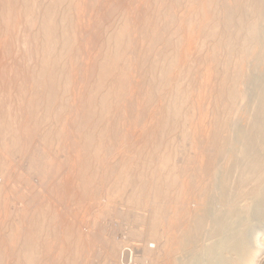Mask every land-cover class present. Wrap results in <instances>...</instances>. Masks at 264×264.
Segmentation results:
<instances>
[{"label":"rangeland","instance_id":"1","mask_svg":"<svg viewBox=\"0 0 264 264\" xmlns=\"http://www.w3.org/2000/svg\"><path fill=\"white\" fill-rule=\"evenodd\" d=\"M1 1L2 0H0V5L2 4L1 3ZM19 1V2H18ZM17 2L19 3H15L14 4V6H13V8H12V10L14 11H12V14L13 15H11L12 16V19H13V22L11 23V25L9 26V24L7 25V26H5L6 25V23H4V21H3V18H1V17H3V15H1V13L2 12H0V61L2 62V63H4V64H2L1 62V64H0V68H2V69H0V100L1 99H7V101L6 100H2L1 102H0V108L2 107L1 106V104H3V102H4V104H3V107H6V109H7V107H8V109L10 108V110H5L3 107H2V109L3 110H5V111H9V112H7V113H9V115L11 116V118H13L11 121V123H12V125H13V123H14V121H18V119H20L18 122H15L14 123V126L12 127V125H11V129H9L8 130V132H9V136H8V132H7V130H4L5 132H7V133H5L4 131L3 132H1V133H3V135H1V136H3V137H0V145L2 144V146H0V150H3V152L2 151H0V164L2 163H4L3 162V160L5 159V164L3 165L4 167H5V165H6V167L5 168H3V166H0V168L1 169H3V171H1V169H0V177H1V174H2V172H3V174L4 175H2V177L0 178V188H2V189H0L1 191V193L0 194H2V195H0V244H1V246H0V251L1 252H3V254L2 253H0V255L2 254L3 256H4V259L6 258V262L4 261L3 263H2V261L4 260L3 259V257H2V255L0 256V263L1 264H10V263H13V262H18V264H19V261H20V263L21 264H23V263H25V262H21V260H23V255H22V253H20V252H22L23 251V248L24 247H22V246H24L23 245V243H25V241H22V240H26V238H25V236H27V234L28 233H32V235H33V237H36V235H38L39 233H41L40 234V238L37 236L36 238H33L34 239V241H35V244L37 243L36 242V240L38 241V243H37V246L35 247V251L34 252H37V253H34L33 255H34V257H33V260H34V262L32 261V264H35V262H38V263H36V264H73V263H75V264H143V262H144V264H159L160 262H161V260L164 258V257H167L166 256V252H165V250L163 251V247H162V242H163V240H164V238L167 236V234H165L166 233V229L165 228H163V227H165V225L163 226H160V228H159V231H160V233L163 231L164 232V234L166 235H164L163 234V232L160 234V237H162V238H156L155 240L154 239H150L151 237L149 236V227H150V222H149V219H150V215H152L151 214V212H153V205H151L150 203L148 204V203H146V202H144V203H146V204H143V202H142V205L140 204V202H138L137 201V205H134V203L136 204V202H134L133 201V197H131V195L132 194H134L135 195V192L137 191V189L139 188V185H140V187H141V185H143V181H141V180H139V178L142 176V180H148L147 182L149 183V179L150 180H152L151 179V177L149 176L150 174H151V170H153V167L154 168H158V166H157V164H159V166H160V163L163 161V155L165 154V155H168L169 157H172V156H174V154H175V156H176V158L179 160H177L176 158H175V156L173 157V159L171 158L170 160H169V162H171V163H169V162H167L169 165H175L176 166V164H177V166H178V168H176L175 166H173V171H176V172H180V170H184V172L185 173H183L182 175L183 176H181L182 178L181 179H183L184 180V178H186V177H184L185 176V174H187L186 176H189V175H191V173H192V171L194 172V169L196 170L198 167H199V165L198 164H200V163H202V162H204L205 161V158L207 157L208 158V156H209V153H210V151H209V148H208V146H209V142H208V138L211 136V134H212V131L214 130V127H218V125L216 126V123H215V120H216V117H217V115L214 113V111L216 112V110H215V103L218 101L217 100V98H215L214 96H215V94H217V92L216 91H214L215 89L217 90V88L218 87H216V85H219V81L220 82H223V80L226 82V80H228L227 82H229V78H230V75L231 74H233L235 71H234V68H237L235 65H236V63H235V61L237 60V61H239L238 59V57L236 56L235 57V59H234V56H235V54H234V56L232 55L231 57V61H229V62H232L233 63V60H234V66H232L233 64H231L230 65V63L229 64H227V66H226V68H223L226 72H223V69H222V67H220V66H222V63H223V60H225L227 57H226V52H225V50H223V49H221L220 47V49H218V51H219V53H220V55H218V59L221 57V59H222V61H221V59L219 60V61H213V60H210V59H208V58H206V59H201L202 58V56L201 57H199V55L197 56L196 54L197 53H201V52H204L205 51V49H206V45L208 46V41L210 40V39H208L207 41H206V45H205V47H204V49H202V47H200V45H202V43L199 41V40H201L202 41V37H199V35H198V31L197 30H195L194 29V32H196V34L195 33H193L192 31H193V29L191 28V26H192V24H191V26H190V28L192 29V30H188V29H190V28H188L189 27V24L187 23V22H185V23H187V24H185L184 23V21H183V19H181V18H187L188 16H189V14H190V12L192 13V11H194L195 9L196 10H198L197 9V5H198V7H200V5H202L200 2H202V0L201 1H199V0H196V1H194V0H192V2H191V0H185V2H187L186 4H184L185 2H183L182 0L180 1L179 0V2H175L174 0L172 1L173 3L175 2L176 3V5L177 4H180L181 2H182V4L180 5L181 7L183 6L184 8H186L188 5V7L186 8V9H183V7L182 8H179L180 6H178V9L177 10H181V9H183V10H181V12L180 11H175V9L174 8H176V6L175 5H173V11H172V9L171 8H169V7H172L170 4H173L172 2L170 3V1L171 0H68V1H63V0H61V1H63L62 3H63V5H62V3H61V1H60V6H57L56 4H59V3H57L56 1L57 0H43V2H41L40 0H36L35 1V5H36V3H37V5L35 6V5H33V13L32 14H30V13H28L27 15H23V13L25 14V12H22L23 11V9L25 8L22 4H21V2H20V0H18ZM38 1H40V2H38ZM45 1H46V3H45ZM47 1H48V3H47ZM52 1V2H51ZM155 2V3H153V2ZM163 1V2H162ZM178 1V0H177ZM191 2V3H189V2ZM49 2H51L50 3V5H49ZM54 2H56V4H54ZM73 2V3H72ZM195 2H196V4H195ZM76 3H77V5H76ZM174 3V4H175ZM198 3V4H197ZM16 4H17V6H16ZM41 4V5H40ZM46 4H48V5H46ZM68 4V5H67ZM75 6H73V5ZM159 4V5H158ZM163 4V5H162ZM167 4H168V6H167ZM38 5H40V6H38ZM56 5V6H55ZM72 5V6H71ZM185 5H187L186 7H185ZM192 5V6H191ZM194 5V6H193ZM46 6V7H45ZM49 6H51L50 8L52 9H50V8H48ZM55 6V7H54ZM65 6L67 7L68 6V8H69V10H68V8H67V10L69 11V12H67V10H65L66 8H65ZM144 6V7H143ZM166 6V7H165ZM190 6H191V8H190ZM16 7H18V8H16ZM24 7V8H23ZM43 7V8H42ZM150 7V8H149ZM163 7V8H162ZM14 8L15 9H18L17 11H15L14 10ZM36 8V9H35ZM46 10H45V9ZM58 8V9H57ZM65 8V9H64ZM75 8V9H74ZM100 8V9H99ZM162 8V9H161ZM166 8V10H164ZM19 9L20 10H22L20 13H18V11H19ZM56 9H57V11H56ZM159 9V10H158ZM168 9V10H167ZM170 9V10H169ZM190 9H192V10H190ZM200 9V8H199ZM38 10H40L39 12H38ZM42 10V11H41ZM47 10H51L52 12L53 11H55V12H57V13H55V12H51L52 13V22H55L54 24L57 26V24H58V19H60L61 17H63L64 18V20L62 19H60V21H65V22H62V24H66V25H62L60 22V24H61V26H65V27H70V29H72V30H70L71 32H73L72 33V35H70L71 33H70V31L68 32L67 30H66V32H68V34L71 36L70 38H72V36L74 37V38H72V39H70L69 38V42H71V40H73L74 42L72 43V45L73 46H71V48H70V43H69V46H68V48H70V50L68 49V50H66V49H64L61 45H62V43L64 42V40L62 41V42H60L59 41V43H58V39H62V34H63V31L61 30V28L62 27H60V24H58L59 26H58V28L55 26V28L56 29H59V30H61L62 31V34H60V31H58V33H55V36L57 35V37H55L56 38V42L59 44V46L56 44V42L54 41V47H57V49L56 50H58V53H59V51H61V50H63V51H61L60 53H61V56L63 57H61L58 53H57V51L55 50V52L54 51H51L49 54H50V56L48 55V54H46V50H45V46L44 47H40L39 45H41L43 42H41L43 39H42V34H41V25H42V23H41V21H40V19H41V17H42V22L44 21V16H45V11L47 12ZM61 11V13L59 12V11ZM158 10V11H157ZM188 10H190V11H188ZM0 11H1V6H0ZM24 11H26L25 9H24ZM44 11V12H43ZM77 11V12H76ZM160 11H161V14H160ZM164 11V12H163ZM170 11V14H167L166 15V17L164 16V15H162V12L164 13V14H166V13H168ZM175 11V12H174ZM184 11V12H183ZM15 12H17L16 14H15ZM36 12H38V13H36ZM43 12V13H42ZM71 12V13H70ZM156 12H158L157 14H155ZM172 12V13H171ZM186 12H189V13H187L186 14ZM56 14V16H54L55 14ZM60 13V14H59ZM69 13V14H68ZM78 13V14H77ZM21 14V15H20ZM37 14V15H36ZM43 14H44V16H43ZM72 14V15H71ZM19 15V16H18ZM24 17H26V19H28V20H30V21H28V20H26L25 18H23V16ZM28 15H30V16H28ZM41 15V16H40ZM57 15L59 16V17H57ZM61 15V16H60ZM69 15V16H68ZM122 15V16H121ZM128 15V16H127ZM150 15V16H149ZM155 15H157V16H159V15H161V16H159L158 17V19L156 20V19H154L156 16ZM187 17H186V16ZM13 16H15V17H13ZM151 16H152V19H151ZM165 18H164V17ZM167 16L170 18H167ZM176 16H178V18L181 20V22H179L178 20H177V17ZM181 16V17H180ZM184 16V17H183ZM28 17V18H27ZM40 17V18H39ZM55 19H54V18ZM73 17V18H72ZM76 17V18H75ZM160 17H162V18H164V19H166V21L164 20V19H162L161 18V21L159 20L160 19ZM174 17H176V20L178 21V23H176L177 21H175V18ZM32 18V19H31ZM58 18V19H57ZM122 18V19H121ZM124 18V19H123ZM18 19V20H17ZM36 19V20H35ZM54 19V20H53ZM121 19V20H120ZM126 19V20H125ZM173 19V20H172ZM27 22H26V21ZM57 20V21H56ZM117 20V21H116ZM158 21V24H156L157 22H155L154 23V21ZM162 20H163V22H164V24H166V26H168L169 25V20H171V23L172 22H174L175 21V23H176V26H177V24L179 25H181V23L183 22L185 25H187V26H185L183 23H182V27L180 28V29H183V30H180V29H178L179 28V26H177V29H175L173 26H175V23H173V26H171L172 24H170L169 25V28L168 27H165V29L164 28H162L163 27V25L161 26L160 25V23L161 24H163L162 23ZM168 20V21H167ZM185 20H187V19H185ZM38 21H39V23H38ZM77 21V22H76ZM127 21V22H126ZM150 21V22H149ZM1 22H3V24L1 23ZM18 22V23H17ZM25 22L27 23V24H25ZM120 22V23H119ZM169 22V23H168ZM133 23V24H132ZM147 23V24H146ZM150 23V24H149ZM155 25H160L159 26V28L161 27L162 29H164V30H162V34L164 35L165 33H164V31L166 30L167 32H168V34H167V32H166V34L164 35V37H163V39H165L166 40V38L168 37V35L169 34H171L173 31L175 32L176 30V38L177 37H179V36H181L182 38H178L177 39V41L180 39L181 40V43L183 44H181L182 46H180V51L182 52V54L184 55L185 54V51H186V55H184L183 57H181L182 56V54H179L180 56H178V63H181V62H185V60H187L186 58L189 56V55H191V53L190 52H193V56L194 55H196L197 57H199L198 59L197 58H195V61L193 62V66L191 65L190 66V69H192V72H191V76L189 75V76H185L186 74H184L185 73V71H184V66H185V64L183 65V63H182V65L183 66H180V65H177V64H174V65H176V66H173L172 67V70H174L173 72H172V70H171V73L174 75V78H173V75H172V77L171 78H173L172 80H170V82H169V85H168V87H167V83H165L164 84V81H162L161 80V76H158V75H160V73H158V72H160V71H158L157 72V77H156V72L154 71V67H153V70L150 68V66H152L153 64L155 65L156 64V62H158L159 61V57L161 56V55H166L165 54V52L168 50L169 51V49H171L170 51H171V53L173 52V50H174V48H172V46L173 45H176V38L174 39V37L172 36V34L171 35H169V37H171V38H173V40L174 41H172V39H171V43H170V48H169V42L168 43H166L164 40H162L161 42H163L162 43V45H161V42L159 43V42H157L156 43V45H155V47L156 48H160L159 50V52H163L164 54H162V53H159V52H156V48H154L151 52H147V44L146 43H148V39L146 40V39H143V38H147V36H148V33L150 34L151 33V28L153 27V25L154 24ZM16 24H18L17 25V28H16ZM36 24V25H35ZM38 24H39V26H38ZM68 25V26H67ZM77 25V26H76ZM128 25L130 26V27H128ZM150 25V26H149ZM152 25V26H151ZM25 26V27H24ZM33 26V27H32ZM127 26V27H126ZM145 26V27H144ZM174 29H172L173 31H168V29H171V27ZM3 27H5V28H3ZM10 27V28H9ZM37 27V28H36ZM113 27V28H112ZM126 28V30H125V41L126 42H124L125 44H122L123 46L122 47H124L123 49H122V47H121V58H122V60H126V62H125V60H124V62L122 63V60H120L121 62H120V64L122 63V64H124V65H126L127 66V64H129L128 65V67L126 68V66L125 67H121V66H123L122 64L118 67V69L116 68V70H117V72H119V70L120 69H124V68H126V69H124L125 70V74H123V77H119V73H117L116 71H113L112 72V74L111 75H113L114 74V72H116L117 74H114L113 76L115 77V78H112L111 77V75L109 76V79L107 78V80H105L106 82L109 80L110 81V84H111V81H112V79H116V81L115 80H113V81H115L114 83L112 82V84L114 85V87L111 85V86H108V82L106 83V87L108 88H105V83H104V85H102V86H100L99 88L101 89L100 91H102L103 93H101V94H105L106 92H109L110 93V95H109V106H108V112L110 111V113H108V112H104V113H106V114H104V115H106L107 117H109L108 115H110V114H112V117H109V118H111V119H107V118H105V116L103 117H100V115L99 116H97V114H99L100 112H101V110H102V108L101 107H99V106H101V103H99L98 105V107H96L97 106V102L99 101V102H101V100H99L100 99V97L101 96H103V95H100V91H98L97 89H95V87L96 88H98V86H96L97 85V79H98V76H99V67H98V64L99 63H101V64H99V66L100 65H103V62L105 61L106 62V57H107V55H108V52L110 51V49H111V51H113L112 50V48H114V46H112V45H114L113 43H112V45H111V43H109L110 41H108V40H111L109 37H111V36H113V35H115L117 32H119V30L121 31V29H123V28ZM149 27V28H148ZM151 27V28H150ZM187 27V28H186ZM26 28H28V29H26ZM64 28V27H63ZM118 28H121V29H118ZM142 28V29H141ZM160 28V29H161ZM167 28V29H166ZM184 28H185V30L186 31H184ZM4 31H3V30ZM26 29V30H25ZM39 29H40V31H39ZM66 29H69V28H66ZM137 30V31H136ZM148 30V31H147ZM15 31V32H14ZM30 31H32V32H30ZM38 31V32H37ZM114 31V32H113ZM117 31V32H116ZM126 31L127 32H129L128 34H126ZM135 31H136V33H135ZM147 31V32H146ZM188 31L190 32V34H188ZM14 32V33H13ZM25 32V33H24ZM36 32V33H35ZM56 32H57V30H56ZM64 32H65V29H64ZM181 32V33H180ZM187 32V33H186ZM192 32V33H191ZM31 33V34H30ZM35 33V34H34ZM38 33H40V35L38 34ZM115 33V34H114ZM135 33V34H134ZM180 33V34H179ZM19 36V37H17V35ZM30 36H29V35ZM36 34H38V35H36ZM60 34V35H59ZM111 34V35H110ZM131 34V35H130ZM138 34V35H137ZM175 34V33H174ZM179 34V36H177ZM188 34V35H187ZM195 34V35H194ZM22 35V36H21ZM34 35H35V37H34ZM58 35L60 36V37H58ZM110 35V36H109ZM126 35H127V37H126ZM143 35V36H142ZM21 36V37H20ZM38 36H40V37H38ZM109 36V37H108ZM140 36V37H139ZM167 36V37H166ZM17 39H16V38ZM30 37V38H29ZM37 37H38V39H37ZM128 37H129V39H128ZM137 37H138V39H137ZM143 37V38H142ZM166 37V38H165ZM186 37V38H185ZM196 37H199V38H201V39H199L198 40V38H197V40H196ZM25 38V39H24ZM28 38V39H27ZM32 38H35V41H34V39L33 40H31ZM58 38V39H57ZM87 38V39H86ZM112 38V37H111ZM185 38V39H184ZM195 38V39H194ZM204 38V37H203ZM5 39V40H4ZM9 39V40H8ZM41 41H40V40ZM60 39V40H61ZM76 39V40H75ZM134 39V40H133ZM141 39V40H140ZM168 39V38H167ZM170 39V38H169ZM29 40H30V42L33 44V46L35 47H33L32 46V44H28V42H29ZM39 40V41H38ZM106 40V41H105ZM127 40H129L128 42V44H127ZM143 40V41H142ZM144 40H146V41H144ZM182 40L185 42H182ZM6 41H8L7 43H6ZM11 42V44L10 45H7V44H9L10 42ZM195 41V42H194ZM197 41V42H196ZM29 42V43H30ZM34 42H38V43H35V44H37V45H35L34 44ZM105 42V43H104ZM112 42V41H111ZM173 42V43H172ZM6 43V44H5ZM24 43V44H23ZM26 43H27V47H29V46H32L31 47V50H33L32 51V53H34L36 50H38L39 51V49L41 50V54H40V51H39V53H34V54H32L31 53V50H30V47L29 48H27L26 47ZM39 43H41V44H39ZM101 43V44H100ZM106 43H107V45L110 47H108L107 45H106ZM131 43V44H130ZM189 43V44H188ZM194 43H197L196 44V46H197V48H196V46H194ZM200 43V45H198ZM212 42H211V40L209 41V45L211 44ZM23 44V45H22ZM44 44V43H43ZM56 44V45H55ZM64 44V43H63ZM128 46H127V45ZM158 44L160 45V46H158ZM168 44V45H167ZM192 46H191V45ZM131 47H130V46ZM145 45V46H144ZM164 45H167V47L166 46H164ZM7 46V47H6ZM9 46H11L10 48H9ZM36 46H39L37 49H36ZM162 46V47H161ZM177 46H178V44H177ZM177 46H176V48H177ZM59 47H60V49H59ZM75 47L78 49H75ZM126 47V48H125ZM146 47V48H145ZM168 48L167 50L165 49V48ZM190 47V48H189ZM199 47H200V49L201 50H198L199 49ZM209 47V46H208ZM26 48V49H25ZM33 48V49H32ZM43 48H44V50H43ZM128 48V49H127ZM145 48V49H144ZM164 48V49H163ZM176 48H175V50H176ZM195 48V49H194ZM35 49V50H34ZM109 49V50H108ZM142 49V50H141ZM158 49H157V51H158ZM190 49V50H189ZM197 49V50H196ZM23 50V51H22ZM30 51V53H29V51ZM66 50V51H65ZM123 50V51H122ZM163 50V51H162ZM164 50H165V52H164ZM204 50V51H203ZM38 51H36V52H38ZM69 51V52H68ZM78 53H77V52ZM101 51H102V55H101ZM104 51L106 52V53H104ZM110 51V52H111ZM129 51V52H128ZM144 51H146V52H144ZM155 51V52H154ZM168 51L166 52L167 54H168ZM170 51H169V54H170ZM197 51H199V52H196ZM201 51V52H200ZM54 52V53H53ZM109 52V53H110ZM156 54V56H158V58L154 55V53ZM195 52V53H194ZM29 53V54H28ZM43 53H44V56H43ZM53 53V54H52ZM70 53V54H69ZM139 53V54H138ZM143 53V54H142ZM146 53H152L151 55H149V54H146ZM157 53H159L158 55H157ZM26 55V57H28L29 58V56H30V58L29 59H27L26 57H25V55ZM46 54V55H45ZM54 54L56 55V54H58L59 56V61H58V63H57V61H51V60H53V56H54ZM66 54H68L67 55V57L65 56ZM79 54H81V55H79ZM99 54V55H98ZM161 54V55H160ZM174 54H175V51H174ZM189 54V55H188ZM29 55V56H28ZM31 55H34V58H33V56H31ZM36 55H38V57L37 58H39V59H37L36 58ZM53 55V56H52ZM103 55H106V57H104ZM144 55V56H143ZM147 55V57H148V55L149 56H151L150 57V59L153 61L154 59V61L152 62L151 60H149V58H148V61L149 62H147L146 61V59H147V57H146V59L144 58L145 56ZM154 55V56H153ZM171 55V54H170ZM8 56V57H7ZM50 57V58H48V57ZM71 56V57H70ZM143 56V57H142ZM162 56V57H163ZM166 56H169V55H166ZM165 56V57H166ZM256 56V57H255ZM31 57H32V59H31ZM41 57V58H40ZM42 57H43V59H42ZM45 57V58H44ZM61 57V58H60ZM74 57V58H73ZM77 57V58H76ZM181 57V58H180ZM184 57H185V59H184ZM224 57H226V58H224ZM36 58V59H35ZM46 58H48V62H49V66L51 65V67H56L59 71H60V73H61V71H62V74H59L58 72V70L57 71H55V72H53L54 70L52 69V68H50V67H48L53 73H55L54 74V77L56 78L57 77V75L59 74V76L61 75H63V76H65V77H63L62 76V78L61 77H58V79L56 80L55 78V81H58L59 79H61V80H63L66 84V87H64L63 85H64V83H63V81H61V83H62V85L60 86V81H58L57 83L59 84H57L55 81H54V84H52L53 85V87H55V88H57V86H58V88L57 89H55V92H54V88L52 89L51 88V86L52 85H50V83H52L53 82V80H52V82H50L51 80H48L47 81V79H42L43 81L42 82H40L39 83V85L37 84V82H36V75L38 74V72L36 71V70H39V68H40V65H39V62L41 63L42 61L41 60H44V59H46ZM72 58V59H71ZM80 58V59H79ZM96 58H98V59H96ZM105 58V59H104ZM124 58V59H123ZM128 60H127V59ZM142 58V59H141ZM144 58V59H143ZM180 58V59H179ZM183 58V61H181V59ZM192 59H193V57H191ZM204 58V57H203ZM224 58V59H223ZM238 58V59H237ZM258 58H259V60H258ZM71 59V60H70ZM83 59V60H82ZM160 59H161V57H160ZM163 59H164V57H163ZM162 59V60H163ZM192 59L190 60V56H189V61L190 62H192ZM201 59V60H200ZM37 60H40V61H37ZM80 60H82L81 62H80ZM95 60V61H94ZM101 60L103 61V62H101ZM141 60V61H140ZM162 60H160L158 63H161L162 62ZM181 62H180V61ZM207 60H210V62H208ZM34 61H37V62H34ZM67 61V62H66ZM137 61V62H136ZM140 61V62H139ZM145 61V62H144ZM151 61V62H150ZM156 61V62H155ZM188 61V62H189ZM201 61V62H200ZM204 61V62H203ZM205 61L207 62V63H205ZM220 61H221V63H220ZM236 61V62H237ZM254 61V62H253ZM72 62V63H71ZM143 62V63H142ZM155 62V63H154ZM189 62V63H190ZM215 62V63H214ZM38 63V64H37ZM66 63H67V68L66 69H68V68H72L71 69V71H70V73L68 72V70L66 71V72H64L65 70H64V68L66 67L65 65H66ZM75 63V64H74ZM91 63V64H90ZM126 63V64H125ZM146 63H148V64H146ZM153 63V64H152ZM186 63H187V61H186ZM198 63V64H197ZM238 63V62H237ZM255 63V64H254ZM24 64V65H23ZM130 64H131V66H130ZM143 64V65H142ZM151 64V65H150ZM197 64V65H196ZM209 64V65H208ZM215 64V65H214ZM217 64H218V66H219V68H218V66H217ZM261 64H263V66H261ZM4 65V66H3ZM35 65H37V66H35ZM39 65V66H38ZM63 65V66H62ZM84 65V66H83ZM207 65V66H206ZM248 65H249V72H250V77H251V79L253 80L255 77L256 78H258L259 77V75H262L263 73H264V57L263 56H261V57H258L257 55H253V57L252 58H250V61H248ZM5 66L7 67V69L9 70H7L6 68H5ZM33 66V67H32ZM35 66V67H34ZM61 66H62V68H61ZM94 66V67H93ZM134 66H136V67H134ZM200 66V67H199ZM214 66H216V67H214ZM231 66H232V68H231ZM251 66V67H250ZM30 67V69H32V70H30V71H27L28 70V68ZM75 67V68H74ZM97 67L99 68L98 70H96L97 69ZM101 67V66H100ZM177 67H178V69H179V67H180V70H176L177 69ZM184 67V68H183ZM198 67V68H197ZM207 67V68H206ZM260 67V68H259ZM5 68V69H4ZM26 68V69H25ZM36 70H35V69ZM38 68V69H37ZM60 68V69H59ZM93 68H95V70L93 69ZM174 68V69H173ZM176 68V69H175ZM181 68H183V69H181ZM196 69V71L194 70V69ZM15 69L16 70H21L22 71V73H21V71L18 73L17 71H15ZM37 72V74L35 75V71ZM62 69V70H61ZM149 69L150 70H152V71H150L149 72ZM157 69L158 68H156L155 70L157 71ZM222 69V70H221ZM229 69V70H228ZM233 69V70H232ZM25 70H26V73H24L25 72ZM93 70V71H92ZM127 70V71H126ZM182 70V71H181ZM205 72H204V71ZM231 70V71H230ZM261 72H260V71ZM4 71V72H3ZM15 71V72H14ZM24 71V72H23ZM32 71V72H31ZM97 71V72H96ZM154 71V72H153ZM176 71V72H175ZM181 71V72H180ZM210 71V72H209ZM221 71V72H220ZM228 71H230L229 72V74L227 73ZM256 71V72H255ZM17 72V73H16ZM31 73L30 75H28L29 73ZM34 72V74H32ZM64 72V73H63ZM74 72V73H73ZM93 72H95V73H93ZM152 72V73H151ZM195 72V73H194ZM201 72H204L203 74H205V75H203V76H201ZM214 72V73H213ZM221 74H220V73ZM224 74H223V73ZM3 75H2V74ZM5 73V74H4ZM11 73H12V78H13V80H12V78H11ZM14 73V74H13ZM17 75H16V74ZM23 73L25 74L24 75V77H23ZM28 73V74H27ZM66 73H68V74H66ZM176 73V74H175ZM182 74V76H181V74ZM198 73V74H197ZM18 74H19V77H17L18 76ZM22 75V78H27V79H25V81H28L29 79L33 82V81H35L36 82V84H37V87L36 88H34V86H36V84H35V82H25V81H23L24 79H22L21 78V75ZM29 76H27V75ZM65 74V75H64ZM70 74H72V76L70 75ZM96 74H98V76L96 75ZM183 74H184V76L185 77H183ZM194 74L195 75H197V76H194ZM207 74H209V75H207ZM226 74V75H225ZM228 74V75H227ZM10 76V77H8V76ZM14 75H16V77L14 76ZM68 75H70L71 77H73V78H71L70 80H69V78H67V76ZM92 75V76H91ZM94 75H96L95 77H94ZM118 75V76H117ZM126 76V78L124 79V77ZM130 76V77H128V76ZM218 75H220V78H219V76ZM225 77H224V76ZM253 75H254V77H253ZM14 76V77H13ZM26 76V77H25ZM156 78V80L158 81V82H155L154 81V78ZM193 76V77H192ZM258 76V77H257ZM3 77L5 78V79H3ZM32 77V78H31ZM158 77H159V79H158ZM178 77L179 79L177 80L176 78ZM180 77H182V79H180ZM190 77H192L193 79L194 78H196L197 80H196V82H198V84H201V83H205V85L207 86L208 85V87L210 86V83H212L211 84V86L209 87L210 88V90L208 91V87L207 88H205L204 89V87H206V86H204V83H203V85H198V84H195V82L193 81V79L191 80H189V78ZM202 77H203V79H202ZM206 77V78H205ZM221 77H222V80H221ZM228 77V78H227ZM253 77V78H252ZM7 78H9V79H7ZM16 78H20V79H22V81L24 82V84H22L23 86H25V87H23L22 85H21V83H23L20 79L18 80V79H16ZM66 80H65V79ZM91 78H93L92 79V81H94V82H96V85H95V87H89V86H94V83L91 81ZM187 79L186 81H184L183 79ZM198 78H201L200 80L198 79ZM219 78V79H218ZM255 78V79H256ZM13 81H11V80ZM16 79V80H15ZM67 79L69 80V81H71V82H69V81H67ZM118 79H120L119 81H118ZM126 79H128V82H127V80ZM132 79V80H131ZM152 79V80H151ZM204 79H207V80H205L204 81ZM210 79H211V81H210ZM213 79V80H212ZM226 79V80H225ZM3 80H5V81H3ZM124 80H126V81H124ZM130 80V81H129ZM159 80H160V82L162 83V86H163V84H164V87H162V86H159L160 85V83H159ZM189 80V82H187ZM199 80V81H198ZM218 80V81H217ZM9 81H11L10 82V86H9ZM122 83H121V82ZM151 81L153 82V84L151 83ZM178 81H181L180 83H179V85H189L190 84V86L191 85H194L195 86V88H197L196 86H199V87H201V89L198 87V89H200L201 90V92H200V90H196V89H194L195 91H191L192 93H190V94H192V99H191V104L192 103H194L195 104V108L194 109H196L195 111H194V113H192V110H191V112L189 111L190 109H191V107H189L188 105H186L185 104V107H184V113H186V112H190L189 114H190V116H191V114H192V116L194 117H192L191 116V118L189 119V116L188 117H186L187 115H189V114H185V117H184V120H183V118L181 117V119H180V121L179 120H174V119H172V118H169L168 119V121L170 122V120H172L170 123L172 124V126L170 125V124H168V125H170L169 127H168V129H166V132L164 131V130H162L161 131V129H160V125H159V123L161 122L160 120H162L163 118H160V117H162L163 115L161 114V111H162V107L163 106H165V105H168V104H170V101H169V103L167 102L168 100H171V103L173 102V101H175V99L173 100L172 98L174 97L175 98V96L173 95V94H171V95H173V96H171V95H169L171 92H173V90H171L172 88L174 89V86L175 85H177L176 83L178 82ZM185 83H184V82ZM203 81V82H202ZM210 81V83H208ZM213 81V82H212ZM215 81V82H214ZM2 82V83H1ZM21 82V83H20ZM46 82V84H48V82H49V87L50 88H48L47 89V87H48V85L45 87L44 85H46V84H43V83H45ZM90 82H91V84L92 85H90ZM119 82V83H118ZM125 82H126V84H125ZM172 82V83H171ZM175 82V83H174ZM189 83V84H187V83ZM191 82H194V84L192 83L191 84ZM201 82V83H200ZM216 82L218 83V84H216ZM226 82V83H227ZM254 84L257 82L256 80H253L252 81ZM3 83H5L4 85H3ZM7 83V84H6ZM31 83H32V85H34V86H32L31 85ZM42 83V84H41ZM68 83H71V84H68ZM149 83H150V85H149ZM159 83V84H158ZM18 84H19V86H18ZM28 84H29V86H28ZM120 86H119V85ZM158 84V85H157ZM172 84H173V86H172ZM216 84V85H215ZM32 87H31V86ZM115 85H117V88L119 89V91L118 92H120V91H122V92H120V93H117V91L116 90H118L117 88H116V86ZM124 85V86H123ZM136 85V86H135ZM215 85V86H214ZM39 86V87H38ZM41 86L43 87L44 86V88H41ZM63 86V87H62ZM70 86V88H68ZM119 86V87H118ZM126 86V87H125ZM149 86V87H148ZM170 86H172V88L170 87ZM202 86H203V88H202ZM215 87V89H214V87ZM19 87H21V88H19ZM61 87V88H60ZM110 87V88H109ZM111 87H113V88H111ZM124 87L126 88V89H124ZM131 87V88H130ZM143 87V88H142ZM152 87H154L153 89H152ZM211 87H213V91L211 90ZM23 88H24V91H23ZM28 90H27V89ZM39 88V89H38ZM40 88L42 89V90H40ZM64 88H65V90H64ZM68 88V89H67ZM77 88V89H76ZM88 88H89V90H90V92L91 93H93L94 94V96L95 95H98V97L97 98H95L94 96H92L93 94H89L91 97H94V98H91L90 96H88ZM94 89L93 91L96 93H94V92H92V90L91 89ZM147 88H148V90H149V93H148V95L150 96V98H149V96H147ZM150 88V89H149ZM157 88H161V90H159V89H157ZM163 88V89H162ZM166 88H168L167 89V91H166ZM25 89L27 90V91H25ZM34 89H37V90H34ZM52 90V91H50V90ZM58 89H60V91L58 90ZM107 89V90H106ZM111 89V90H110ZM116 89V90H115ZM143 89V90H142ZM165 89V91L164 92H162L161 93V91L162 90H164ZM21 92H20V91ZM32 90V91H31ZM47 90H49V94H50V92H51V96L48 94L47 96L49 97V99L51 100H48V97L46 96V94L48 93V91ZM57 90L59 91V94H61V92H63L61 95L63 96H61V95H59L58 94V97H56V95L55 94H57L58 92H57ZM62 90V91H61ZM65 92H64V91ZM77 90V91H76ZM86 90V91H85ZM88 90V91H87ZM106 90V91H105ZM124 90L126 91V93H123L124 92ZM150 90H151V92H150ZM157 90V91H156ZM171 90V91H170ZM18 91V92H17ZM36 91H38V93H35ZM43 91V92H42ZM47 91V92H46ZM70 91H71V93H72V95L74 96H76V98H74L72 95L71 96H69V95H66L65 93H68V94H71L70 93ZM98 91V92H97ZM114 93H113V92ZM128 91H130V93L128 92ZM153 91V92H152ZM158 93L159 91V93L157 94V95H159L158 96V98H160V99H158L157 101H159V102H161V103H157L156 104V102H155V106L152 104V102H151V100H154V101H156L155 99H157L156 98V96L154 97V96H152V95H156V94H154V93H156V92ZM211 91L213 92V94H214V96H213V94H211ZM29 92V94H27ZM31 92H32V96H30L31 95ZM40 92H42L43 93V95H45L46 96V100H48V102H50V103H48L49 104V108L47 107L48 105H47V103H45L46 102V100H45V98H44V96L42 95V97H41V94H40ZM45 92V93H44ZM57 92V93H56ZM86 92H88V93H86ZM168 92H170L169 94H168ZM214 92H216V93H214ZM26 93V94H25ZM55 93V94H54ZM111 93H113V95L116 97V99L114 98V96H111ZM115 93H116V95H115ZM123 93V94H122ZM153 93V94H152ZM161 93V94H160ZM164 93H166V94H164ZM17 94V95H16ZM21 94V95H20ZM40 94V95H39ZM78 94V95H77ZM86 94V95H85ZM121 94V97H123V98H121L120 97V99H117V95H120ZM132 94V95H131ZM4 95H6V96H9L8 98L6 97V96H4ZM20 95V96H19ZM24 95L25 96H28V100H26V97H24ZM36 95V96H35ZM37 95H39V96H37ZM64 95H65V97H64ZM81 95V96H80ZM84 95H85V97H84ZM126 95V96H125ZM127 95H129V96H127ZM164 95V96H163ZM165 95H167V96H165ZM168 95H169V99H168ZM193 95H195V97L193 96ZM199 95V96H198ZM2 96H4V98H2ZM16 96H18V97H16ZM23 96V97H22ZM62 97L63 99H61V98H59V97ZM68 96V97H67ZM78 96V97H77ZM143 96V97H142ZM145 96V97H144ZM152 96V97H151ZM34 97V98H33ZM72 97V98H71ZM88 97H90V98H88ZM112 97L114 98V99H112ZM166 98L167 99V103L165 102V100L166 99H164V98ZM198 97V98H197ZM14 98V99H13ZM20 98V99H19ZM22 98H23V100H22ZM25 98V99H24ZM30 98H32L31 100L33 101V99H35V100H37V101H39V102H37L36 104H32V101H30L29 102V100H30ZM39 98H40V100H39ZM55 98H59V99H55ZM65 98H67V99H65ZM69 98V99H68ZM82 98H85V99H87V100H85V101H87L88 103H85L84 102V99H82ZM99 98V99H98ZM144 98H146V101H145V99ZM149 98V99H148ZM151 98H153V99H151ZM196 98V99H195ZM214 98V99H213ZM17 99H19V100H17ZM41 99H44V100H41ZM54 99H55V102H54ZM90 99V100H89ZM95 101H94V100ZM102 99V98H101ZM142 99V100H141ZM144 99V100H143ZM25 100V101H24ZM34 100V102L33 103H35L36 101ZM62 100H63V102H64V100H65V103H64V106L63 107H65L66 109L64 110V108L62 107ZM70 100V101H69ZM82 100V101H81ZM92 100H93V102H95V103H92ZM112 102H111V101ZM118 100H120V102L118 101ZM149 100V101H148ZM161 100V101H160ZM241 101H242V99H240ZM20 101V102H19ZM22 101L25 103L26 102V104L28 105V103H30V105L29 106H26V104H24V103H22ZM42 101V102H41ZM52 101H53V103H52ZM67 101H68V103H70V104H67ZM148 101V102H147ZM215 101V102H214ZM240 101V104H239V100H237L236 101V105H235V107H233V111H231V113H230V110H232V108H230V110L228 111V112H220V114H219V119L221 120V118H222V120L221 121H223V119H226L227 121L229 120V121H231L230 122V124L233 122V120H238L239 122H238V124H242L243 125V123H241V121L242 122H244L245 123V121L244 120H246V116L247 115H245L244 113L242 114V111H243V109L241 110L240 108H244L245 107V103L247 102L246 100H243L242 102ZM246 101V102H245ZM16 102V103H15ZM28 102V103H27ZM41 102V103H40ZM57 102H58V104H57ZM61 102V103H60ZM76 102V103H75ZM89 102L90 103H92L93 105H95V106H93L92 104V107H96V109L98 110V111H95V109H94V112H97V113H94L93 112V108L90 106V104H89ZM149 103V104H147V103ZM8 103H10V106H9V104ZM22 103V104H21ZM45 103V104H44ZM72 103H74V105L72 104ZM82 103H85V104H82ZM112 103V104H111ZM123 103H124V105H123ZM134 103V104H133ZM243 105H242V104ZM33 105V108H32V105ZM53 104V105H52ZM55 104H57L58 106H56ZM60 104H62L61 106H60ZM82 104V105H81ZM87 104H88V106H87ZM118 104V105H117ZM150 104H152L153 106H150ZM190 104V105H191ZM17 105V106H16ZM84 105H85V107H84ZM110 105H111V107H110ZM138 105H139V107H138ZM148 105V106H147ZM157 105H159L160 107H161V109H160V107L159 106H157ZM162 105V106H161ZM199 105H201V106H199ZM238 105V106H237ZM19 106V108L21 109V108H26V110L25 109H18L17 107ZM23 106V107H22ZM24 106H26V107H24ZM36 106H37V108L38 109H40V110H37L36 109ZM46 106V107H45ZM60 106V107H59ZM70 106V107H69ZM188 106V107H187ZM205 106V107H204ZM240 106V107H239ZM35 107V108H34ZM59 107V108H58ZM71 107H72V109H71ZM79 107H82L83 108V111H82V108H79ZM86 107H90V109H92L91 111L93 112V113H90V114H93L94 115V117H99L98 119H97V122L99 123V121H101V123L103 124V123H105L104 124V126L102 125V127H101V125H100V123L98 124V123H96L95 121V119H94V117H93V115L89 118V120L90 121H94L96 124H98V125H96L95 126V123L93 122V124H94V126L92 125V122H90V121H88L87 122V120H88V116H89V112L87 113L86 111H90V109H88V108H86ZM110 107V108H109ZM118 107V108H117ZM137 107V108H136ZM146 107V108H145ZM157 107V108H156ZM159 107V108H158ZM202 107V108H201ZM207 107V108H206ZM15 108H16V110H15ZM43 108V109H42ZM46 108V109H45ZM53 108V109H52ZM57 108V109H56ZM60 108H63L60 112L59 111H57V110H60ZM82 111V113H81V115H80V112L81 111H79V109ZM84 108H86V109H84ZM99 108H101V109H99ZM121 108V109H120ZM190 108V109H189ZM234 108H235V110H237L238 112H236L235 110H234ZM49 109V110H48ZM139 109V110H138ZM158 109V110H157ZM188 109V110H187ZM23 110H25V112H26V114H27V112H28V115H25V112H23ZM27 110H29V111H27ZM35 110H37L38 112H39V116H38V114H37V111L35 112ZM45 111V110H47V112L45 113H43V111ZM78 110V111H77ZM84 110H86V111H84ZM138 110V111H137ZM205 110V111H204ZM13 111H16V112H13ZM48 111H50L49 113H48ZM63 111H65V112H63ZM77 111V112H76ZM90 111V112H91ZM117 111H119V112H121V111H123V112H121L122 113V115H121V113H118ZM160 111V113H158V112ZM235 111V112H234ZM240 111V112H239ZM32 112V113H31ZM35 112V113H34ZM51 112H53V115L56 113V115H58V116H56V115H54V118H53V116L51 117V115H50V113ZM59 112V113H58ZM72 112V113H71ZM83 112H86L87 114H85L84 113V117L85 116H87L86 117V122L85 121H83ZM99 112V113H98ZM22 113H23V115L24 116H26V117H23V115H22ZM29 113H31V115L29 114ZM60 113H63V116H61V114ZM79 113V115L81 116V119H80V117H79V115H77L76 116V114H78ZM108 113V114H107ZM116 115H115V114ZM151 113V116L149 115ZM197 115H196V114ZM227 115H226V114ZM234 113V114H233ZM237 113H238V115H237ZM37 114V115H36ZM52 114V113H51ZM73 114H74V116H73ZM118 114H120V115H118ZM15 115V116H14ZM22 115V116H21ZM45 116L46 118H44V120H42L41 118H43V117H40V116ZM49 115V116H48ZM96 115V116H95ZM117 116L118 115V117L116 118V117H114V116ZM154 115V116H153ZM162 115V116H161ZM226 115V116H225ZM235 115H236V118H235ZM243 117H241V116ZM18 116V118L16 119V117ZM28 116H30V117H32L33 119L31 120V118L30 117H28ZM48 116V117H47ZM72 118H71V117ZM111 116V115H110ZM160 116V117H159ZM197 116V117H196ZM216 116V117H215ZM20 117V118H19ZM21 117H23L22 118V120H21ZM28 117V118H27ZM49 117H51L50 119H49ZM55 117H56V119H55ZM60 117H61V119H60ZM63 117V118H62ZM71 119H73V120H71ZM74 117H76V119H74ZM79 119H78V118ZM120 117V118H119ZM150 117V118H149ZM233 117V118H232ZM240 117V118H239ZM37 118V119H36ZM71 120V121H73V123H71V121L69 120V119ZM102 118H104L103 120H101ZM113 118V119H112ZM119 118V119H118ZM152 118V119H151ZM154 118H156V120H154ZM195 118H197L196 120L199 122L198 124H197V122H196V120H195ZM24 119H25V121H24ZM26 119H27V124H33L34 122H36V126H37V128L39 127V126H43V129L41 128V127H39L38 128V134H37V128L35 129V135H37V136H35V135H33V134H31V135H28V133H27V130H26V132L25 133H27V135L25 134V133H23V130L25 131V128H23V127H25V125H26ZM40 119V120H39ZM47 119H49V121L47 120ZM60 119V120H59ZM63 119H65V120H63ZM91 119H93V120H91ZM100 119V120H99ZM115 119V120H114ZM121 119V120H120ZM158 119H160V120H158ZM165 119V118H164ZM193 119H194V121L195 122H193ZM213 119V120H212ZM231 119V120H230ZM233 119V120H232ZM241 119V120H240ZM31 121V122H29V121ZM42 120V121H41ZM55 121V122H57L58 124H59V126H60V128L62 129H60L59 128V126H57L58 124L57 123H55V122H53V121ZM58 120H59V122H58ZM66 120H67V122H66ZM79 122H78V121ZM107 121V123L108 124H106V122L105 121ZM113 121V122H109V121ZM158 120V123L156 122ZM187 120H189V122L187 121ZM46 123H45V122ZM48 121V122H47ZM60 121H62V122H60ZM82 121V124L84 125H82V124H80V122ZM103 121V122H102ZM157 123H155V122ZM179 121V122H178ZM183 121H184V123H183ZM186 121V122H185ZM21 122V123H20ZM22 122H24V124L22 123ZM29 122V123H28ZM43 122H44V125H43ZM76 122H78L79 123V125H81V126H79L78 125V123H76ZM153 122H154V125H153V127H152V124H153ZM168 122V123H169ZM191 122V123H190ZM18 124V127H17V124ZM20 123V124H19ZM48 123H50L48 126H47V124ZM61 123H63L62 124V126H61ZM64 123H66V124H64ZM90 124L88 127L86 126V124ZM110 123H112L111 125H113V129L114 130H116V132L118 133H116L113 129H111L112 128V126H110ZM152 123V124H151ZM175 125H174V124ZM177 123H179V125L177 126ZM180 123H182V124H180ZM186 123H187V125H186ZM194 123H195V125H194ZM54 124V125H53ZM69 124H71L72 125V127H74V129L71 127V125H69ZM150 124H151V126H150ZM196 124L198 125V127H199V125H201L199 128H197V129H195L197 126H196ZM211 124H212V126H211ZM78 125V126H77ZM107 125H109V127H107ZM151 127H149V126ZM159 125V126H158ZM183 125H185V126H183ZM50 126H52V128L50 127ZM101 127L102 129H104L103 131L99 128V127ZM117 126V127H116ZM155 126H156V128H155ZM173 126H175V128L173 127ZM178 128H177V127ZM182 126V127H181ZM192 126H193V128H192ZM45 127H47V128H45ZM76 127H81V129L79 130V129H77ZM82 127H83V129H82ZM90 127V128H89ZM96 127L98 128V129H100V132H97L96 134L98 135H94L95 134V132H93V131H99L98 129H96ZM111 127V128H110ZM118 127H120V129H118ZM145 127H148L147 129L148 130H150V131H148V130H146L145 129ZM158 127V128H157ZM188 127H190V128H188ZM19 128H23L22 129V131L19 129ZM26 128L28 129V127L26 126ZM59 128V129H58ZM84 128H86V129H84ZM96 130H95V129ZM108 128V129H107ZM116 128V129H115ZM154 128V129H153ZM171 128V130L173 131H171V130H169ZM174 130H173V129ZM176 128H177V131H176ZM211 128V129H210ZM219 128V127H218ZM13 129H14V131H13ZM16 129V130H15ZM46 129H48V130H46ZM49 129H51V130H49ZM53 129V130H52ZM55 129V130H54ZM89 129H92V130H89ZM105 129H106V131H105ZM111 129V130H110ZM158 129V131H161V133L164 131L165 133H162L163 134V138H162V134L161 135H159V134H157V132L155 131V130H157ZM179 129V130H178ZM182 129V130H181ZM187 130L188 131V134L189 135H187V136H189V138L190 139H188V137L187 136H185L186 137V139H184L185 137L183 136V130ZM192 130V132H190L189 130ZM232 129V127L230 128V131H226V133H227V135L228 136H230V138H233L234 136L232 135V133L234 132L235 133V128L233 127V129L234 130H231ZM10 130H12V132L10 131ZM40 130L41 131H43L44 133H45V131H48V136L46 135V134H44L43 132L40 134ZM61 132H60V131ZM70 130V131H69ZM83 130V131H82ZM85 130V131H84ZM89 130V131H88ZM107 130H109V131H111V132H109V131H107ZM114 132H113V131ZM142 130V131H141ZM153 132H152V131ZM168 130L169 131H171V132H168ZM197 130V131H196ZM202 130H204V132L202 133ZM15 131H17L16 133H15ZM50 131H53V132H50ZM63 131V132H62ZM83 133H85V134H83ZM154 131L156 132V135H154L156 138H157V140H155L154 139V136H153V134H154ZM178 131H181L180 133L178 132ZM186 131V132H187ZM193 131H194V134H193ZM200 131V132H199ZM210 131V132H209ZM233 131V132H232ZM13 132L15 133V135L13 134ZM21 132V133H20ZM50 132V133H49ZM86 132H88V133H86ZM90 132V133H89ZM101 132H104V134H102ZM109 132V133H108ZM144 134H143V133ZM175 132V133H174ZM176 132H177V134H176ZM197 132H198V134H197ZM210 133V135H209V133ZM0 133V134H1ZM20 133V134H19ZM58 133H61L60 135L63 137H58L57 138V136H59V135H57ZM81 133V134H80ZM99 133H101L100 135H99ZM109 134L107 137H106V139H105V137H104V135L105 134ZM116 133V134H115ZM149 133V134H148ZM152 135H151V134ZM158 133H160V132H158ZM196 133V134H195ZM225 133V134H226ZM228 133H231V134H228ZM233 133V134H234ZM16 134H19V136L18 135H16ZM26 135V136H22V135ZM50 134H52V136H50ZM63 134V135H62ZM78 134H80L79 136H78ZM91 134V135H90ZM179 134V135H178ZM193 134V135H192ZM203 134H205V135H203ZM224 134V135H225ZM6 135H7V137H6ZM45 135V136H44ZM86 135V136H85ZM92 135H94V136H92ZM144 135V136H143ZM148 137H147V136ZM157 135H159L160 137V139L158 138V136ZM164 135H165V137H164ZM176 135V137H174ZM194 135H196V136H194ZM199 135H200V137L203 139V141H204V143L206 144H201V142H200V140H202L200 137H199ZM208 135V136H207ZM233 137H232V136ZM5 136V137H4ZM12 136H14L15 138L16 137H20V136H22V137H20V138H17V140L14 138V137H12ZM29 136H31V138H33L34 137V139H31L30 140V138H28ZM42 136H44L46 139H44V137H42ZM81 136V137H80ZM153 136V137H152ZM170 136H172V139H171V137ZM181 136H182V138H181ZM193 136V137H192ZM205 136H207V137H205ZM9 137L11 138V140H12V144H11V140L9 139ZM27 137V138H26ZM43 139H42V138ZM53 138V140H56V141H53L52 140V138ZM83 137V138H82ZM90 137V138H89ZM95 137H96V139L97 138H99V137H101V138H99V139H101V140H106V142H104V141H101V140H99V139H97L98 141H96V139H95ZM104 137V138H103ZM116 137V138H115ZM147 137V138H146ZM150 137H152V139L150 138ZM169 137H170V140H168L169 139ZM184 137V138H183ZM194 137H196V139L198 140V142L196 141V143H197V145H199V146H197L196 145V143H195V138ZM12 138H14L15 140H16V142H15V140L13 141V139ZM49 138H51V139H49ZM54 138H56V139H54ZM69 138V139H68ZM89 138V139H88ZM151 140H153V141H150V139ZM166 138H167V140H166ZM176 138V141L174 140ZM178 138V139H177ZM193 138H194V140H193ZM207 138V139H206ZM4 139H8V140H4ZM18 139H19V141H18ZM20 139H22V140H20ZM38 139H39V142H38ZM42 139V140H41ZM83 139H84V141H83ZM88 139V140H87ZM90 139H92L91 141H90ZM109 139V140H108ZM117 139V140H116ZM146 140V142H147V139H149V141H148V143L147 144H145L146 142L144 141V140ZM183 139V140H182ZM192 139V140H191ZM3 140V141H2ZM29 140V141H28ZM53 141V142H51V141ZM82 140V141H81ZM94 140L96 141V145H94ZM111 140V141H110ZM161 140H163L162 141V143H160L159 141ZM166 140V141H165ZM177 140L179 141L178 143H181V146L183 145V146H189V149L190 150H188V148L187 147H179L177 144H175V143H177ZM184 141L185 142V144L182 142V141ZM7 141V142H6ZM9 141H10V143H9ZM20 141H22V142H20ZM33 141V142H32ZM37 141V142H36ZM45 142L44 144H45V146H44V144L42 143V142ZM48 141V142H47ZM49 141H50V143H49ZM66 141V142H65ZM80 141H81V143H80ZM93 141V142H92ZM156 141V142H155ZM167 142L166 143V145H165V142ZM169 141V142H168ZM172 141V142H171ZM181 141V142H180ZM192 141V142H191ZM194 141V142H193ZM202 141V142H203ZM4 144H3V143ZM7 144H6V143ZM16 144H15V143ZM18 142V143H17ZM19 142H20V145H19ZM24 142V143H23ZM30 144V145H32L31 147H33V148H31V147H29L28 146V143ZM32 142V143H31ZM83 142V143H82ZM86 142V143H85ZM89 142V143H88ZM102 142H104V143H102ZM145 142V143H144ZM149 142H151V143H149ZM155 142V143H154ZM163 142H164V145L162 146V144H163ZM171 142V144L169 145V143ZM188 142V143H187ZM200 142V143H199ZM21 143H23V144H21ZM41 143L43 144V146L41 145ZM88 143V144H87ZM91 143H93L92 145H91V147L93 146V148H90V149H88V146L90 147V144ZM100 143V144H99ZM144 143V144H143ZM161 145H160V144ZM193 143H195V145H193L192 146V144ZM8 146L9 144L10 145H13V148H17V150H15V151H18L17 153L16 152H14L13 150H12V152H11V149H12V146L11 147H7L6 145ZM35 144H36V146H38V147H40V148H38V147H36L35 146ZM41 145V146H39V145ZM48 145V148L46 149V147H47V145ZM65 144V145H64ZM87 145V148H86V145ZM100 145V147H98L99 145ZM101 144L103 145V146H101ZM143 144V145H142ZM151 144V145H150ZM152 144H155V145H157V147H155L154 145H152ZM167 144H168V146H170L169 148L167 147ZM191 144V145H190ZM208 144V145H207ZM15 145V146H14ZM21 146V147H19V146ZM22 145H24V147H22ZM64 145V146H63ZM145 145V146H144ZM203 145V146H202ZM26 146V147H25ZM97 146V149H95V147ZM142 146V147H141ZM143 146H144V148H143ZM151 146V147H150ZM158 146H159V148H158ZM160 146H162V147H160ZM172 146H174V148L172 147ZM178 146V148L179 149H177L176 147ZM192 146V147H191ZM194 146H195V148H194ZM198 147V149H200L199 147H203V148H201L202 149V151H201V149H200V151L197 149V147ZM207 146V147H206ZM211 146V145H210ZM1 147L3 148V149H1ZM8 149H7V148ZM29 147V148H28ZM35 147V148H34ZM43 147H45V148H43ZM57 147V148H56ZM149 147V148H148ZM155 147V148H154ZM166 147V148H168L166 151L164 150V148ZM24 148V150L25 149H27V150H21V149H23ZM42 148V149H41ZM50 148V149H49ZM59 148V149H58ZM143 148V149H142ZM147 148V149H146ZM156 150V151H151V153L154 155H152L151 153H150V150ZM162 148H163V150H162ZM165 148V149H166ZM170 148H173V151L175 150V153L170 149ZM184 148H187V149H184ZM32 149V150H31ZM43 150L41 153H43V155L44 156H48L49 155V153H50V156L52 155V157L50 158V156H48L47 158L46 157H44V156H41V153H40V151L39 150ZM101 149V150H100ZM139 149H141L142 150V153L140 152L141 150H139ZM159 149V150H158ZM161 149V150H160ZM181 149V150H180ZM207 149H208V151H207ZM5 150L6 151H8V150H10L8 153L7 152H5ZM31 150V151H30ZM157 150H158V152H159V154H158V152H157ZM193 152H192V151ZM22 151V152H21ZM33 151V152H32ZM34 151L36 152V153H34ZM48 152V154H47V152ZM64 151V152H63ZM164 151V152H163ZM171 151V152H170ZM176 151H177V155H176ZM185 151V152H184ZM198 152L197 154H198V157H197V154L196 155H194L195 153L194 152ZM14 152V153H13ZM21 152V154H19ZM26 152H27V155H26ZM39 152V154L40 155H38L37 153ZM44 152H45V154H44ZM135 152V155L133 154ZM146 152H147V154H146ZM162 152V156L160 155V153ZM172 152H173V155L171 156V155H169L170 153L172 154ZM180 152V153H179ZM205 153L206 155H204L203 153ZM7 153V154H6ZM12 153V154H11ZM24 153V154H23ZM30 155H29V154ZM129 153V154H128ZM149 153V154H148ZM157 153V154H156ZM166 153H169V154H166ZM179 153V154H178ZM194 153V154H193ZM199 153H201V154H199ZM9 154V155H8ZM38 156H37V155ZM54 154V155H53ZM130 154H132V155H134V156H132V155H130ZM139 156H138V155ZM140 154H142V155H140ZM147 156V158L146 157H144L145 155ZM180 154H181V156H180ZM183 154V155H182ZM189 154V155H188ZM192 154V155H191ZM13 155V156H12ZM119 155V156H118ZM127 155H129V156H132V157H127ZM153 156V158H151L152 156ZM160 157H159V156ZM164 155V156H165ZM180 156V159H179V156ZM193 156V157H191V156ZM201 155H203V160H202V156ZM31 156H32V158H31ZM35 156V157H34ZM88 158H87V157ZM155 156H157V157H159V158H157V157H155ZM182 156H183V158H182ZM196 156V157H195ZM205 156V157H204ZM4 157V158H3ZM37 157V158H36ZM42 157L44 158V159H42ZM86 157V158H85ZM125 157H127V159L125 158ZM134 157H135V159H134ZM141 157H143V158H141ZM148 157H150V158H148ZM155 157V158H154ZM191 157V159H189ZM195 157V158H194ZM199 157H201V158H199ZM3 160H2V159ZM22 158V159H21ZM61 158V159H60ZM97 158V159H96ZM133 160H132V159ZM146 158V159H145ZM199 160H197V159ZM30 159H32V162L34 161V159H36L35 161H34V163H32L33 165H31L30 164ZM42 159V161L40 162V160ZM48 160L49 162L47 163V161H44V160ZM109 159V160H108ZM127 161H126V160ZM151 160V159H153V162H154V159L156 160V159H158V161L156 160L155 162H154V165H153V167H152V169L150 170V168H151V166L150 165H152L153 164V162L152 161H148V160ZM159 159H162V160H160L159 161ZM175 159V160H174ZM6 160H7V162H6ZM38 160V161H37ZM61 160V161H60ZM88 160V161H87ZM126 162H125V161ZM129 160H132V161H129ZM144 160H147L148 162H149V164H148V162L146 161H144ZM188 160V161H187ZM189 160H191L192 162H189ZM195 160V161H194ZM202 162H201V161ZM207 160V159H206ZM46 162V163H44V162ZM172 161H173V163H172ZM175 161V162H174ZM198 161V162H197ZM223 161V160H222ZM128 162V163H127ZM135 162V163H134ZM143 162V163H142ZM158 162V163H157ZM178 162V163H177ZM198 164H197V163ZM42 163H44V164H42ZM92 163V164H91ZM130 163V165H128ZM132 163V164H131ZM145 163H147V164H145ZM152 163V164H151ZM176 163V164H175ZM180 163V164H179ZM184 163H187L186 165L184 164ZM194 163V164H193ZM1 164V165H2ZM40 164V165H39ZM42 164V165H41ZM46 164V165H45ZM48 164V165H47ZM56 164H58V166L56 165ZM136 164V165H135ZM179 164V165H178ZM194 165V167L197 165L198 167L196 168H192V166ZM30 165H31V167H32V170H31V167H30ZM36 165H37V167L39 166V168H40V170H38L37 171V167H36ZM50 165V166H49ZM172 165H171V167H172ZM184 165V166H183ZM41 166V167H40ZM47 166V167H46ZM53 166V167H52ZM58 167V168H56V167ZM125 166V168L123 169V167ZM129 166H130V168H129ZM147 166H150V167H147ZM183 166V167H182ZM189 166H191V167H189ZM7 167H8V169H7ZM36 168V170H35V168ZM82 169H81V168ZM86 167V168H85ZM122 167V168H121ZM131 167H133L134 169H132ZM144 167H146L145 169H147V168H149V169H147V171H145V169H143ZM181 167L182 168H184V169H181ZM187 167H189L188 169H187ZM33 168H34V170H33ZM46 168V169H45ZM49 168H51V169H49ZM141 168V169H140ZM175 168V169H174ZM42 169V170H41ZM56 169V170H55ZM126 169H127V171L129 172H127L126 171ZM129 169V170H128ZM130 169H132L131 171H130ZM177 169V170H176ZM185 169H186V171H185ZM190 169L192 170V171H190ZM6 170H8V175H9V177L7 176V171ZM46 170V171H45ZM84 172H83V171ZM4 171H5V173H6V175H5V173H4ZM87 171V172H86ZM123 171L125 172V173H123ZM137 171V172H136ZM145 173V174H143V172ZM149 171H150V173H149ZM35 172H37V174H34ZM118 172H119V174H118ZM130 172H131V174L134 176V174H135V176L133 177V176H131V180L129 179L130 178ZM140 172V173H139ZM142 172V173H141ZM187 172H191L190 174H188ZM50 173H52V174H50ZM57 173V174H56ZM79 173V174H78ZM82 173V174H81ZM84 173H85V175H86V178H85V176H84V178H83V176H80V175H84ZM122 173H123V175H127V176H125V177H123L122 176ZM134 173V174H133ZM139 174V175H137V174ZM11 174V175H10ZM28 174V175H27ZM34 174V175H33ZM43 174V175H42ZM141 174V175H140ZM164 174V173H163ZM163 174H161L162 176H163ZM32 175V176H31ZM56 175V176H55ZM90 175V176H89ZM117 175V176H116ZM89 176V177H88ZM202 176H204V175H202ZM201 175H199V177H198V179H200V180H197V182H199V181H201V180H203V179H201V177H202ZM5 177H8V178H5ZM83 179V180H85V179H87L88 178V180H89V182H87L88 180H86V181H83L82 180V183H84V182H87V184L85 183L84 185H82V183H81V178ZM95 177V178H94ZM42 178V179H41ZM56 178V179H55ZM125 178V179H124ZM128 178V179H127ZM138 178V179H137ZM162 178V177H161ZM204 178H205V176H204ZM31 179V180H30ZM127 179V181H126V183L127 182H129V183H127V184H125V180ZM134 179L136 180V181H138V182H140L139 184H137L138 182H136V181H134ZM39 180L41 181V182H39ZM128 180H130V181H128ZM162 180V179H161ZM16 181V182H15ZM23 181V182H22ZM117 181V182H116ZM121 181H123L122 183H121ZM131 182V183H130ZM141 182H142V184H141ZM146 182V183H147ZM151 182V181H150ZM5 183V184H4ZM120 183V184H119ZM147 183V184H148ZM4 184V185H3ZM42 186H41V185ZM122 184V185H121ZM83 187H82V186ZM87 185V186H86ZM115 185L117 186V189H115ZM119 185V186H118ZM125 185V186H124ZM137 185V186H136ZM52 186V187H51ZM77 186V187H76ZM124 187V189H123V187ZM128 186V187H127ZM135 186V187H134ZM149 186V185H148ZM18 187V188H17ZM34 187V188H33ZM87 187V188H86ZM127 187V188H126ZM149 187H151L152 188V185L151 186H149ZM148 187V189H151V188H149ZM32 188V189H31ZM85 188H86V190H85ZM120 188H122V190L120 189ZM42 190V191H41ZM119 190V191H118ZM85 191V192H84ZM114 191V192H113ZM116 191H118V192H116ZM32 192V193H31ZM132 192V193H131ZM87 193V194H86ZM234 193H235V191H234ZM23 195V196H22ZM24 195H26V196H24ZM27 195H28V197H27ZM33 196V197H32ZM73 196V197H72ZM133 196V195H132ZM36 197V198H35ZM70 197V198H69ZM129 197H130V200H129ZM33 199H34V201H33ZM144 199H145V195L142 197V200L141 201H144ZM133 201V202H131L130 203V201ZM146 200V199H145ZM28 201V202H27ZM30 203V204H29ZM133 203V204H132ZM32 204V205H31ZM138 204H140L141 206H143V205H145L146 206V208H145V206H143L141 209H140V205H139V207H138ZM25 205V206H24ZM148 205H150V208H149V206ZM193 205V204H192ZM47 206V207H46ZM148 206V207H147ZM36 208H37V210H36ZM41 209H43V210H41ZM131 209V210H130ZM34 210V211H33ZM42 211L41 213H40V211ZM61 210V211H60ZM136 210V211H135ZM37 211H39V213L43 216V211H44V216L43 217H41V216H39L40 214L37 212ZM48 211V212H47ZM76 211V212H75ZM134 211V212H133ZM148 211V212H147ZM138 213L139 212V214H136V213ZM24 213V214H23ZM39 215H38V214ZM136 215H135V214ZM22 214V215H21ZM28 214V215H27ZM119 214V215H118ZM142 214H144V215H142ZM19 215V216H18ZM25 215V216H24ZM27 215V216H26ZM137 215H139L138 216V218L136 217ZM24 216V217H23ZM33 216H37L36 218L37 219H39L38 217H40V219L42 220V222H43V225L41 224V221L40 220H37L36 218H34ZM144 216H146V218L144 219ZM150 216V217H149ZM11 217V218H10ZM20 217H23V218H21L20 219ZM134 217H136L135 219H134ZM142 217H143V219L145 220H143L142 219ZM26 218H29V219H26ZM30 218H32V219H35V220H33V221H35V223H33V221H31V223H30V220H32V219H30ZM25 219H26V221H25ZM137 219V223H136V221H134V220H136ZM138 219H139V221H138ZM140 219H142L141 221H144L145 223H143L142 222V224H144V225H141V221H140ZM20 220V221H19ZM37 220V221H36ZM44 220V221H43ZM98 220V221H97ZM39 221V222H38ZM54 221V222H53ZM96 221V222H95ZM19 222L21 223V224H23L24 226L27 224V229L31 226V225H33L34 224V228H40L41 230H40V232L38 233V231H39V228H38V231H37V229H36V233L34 232L35 231V229L34 228H32L33 226H31V228H29V229H31L30 231H29V229L27 230L25 227H23V225H22V227H19L20 225H19ZM29 222V223H28ZM37 222V223H36ZM98 222H100V223H98ZM140 224H139V223ZM25 223V224H24ZM95 223V224H94ZM28 224H30V226L28 225ZM35 224H37V226L38 225H40V226H36ZM126 224V225H125ZM129 224V225H128ZM4 225V226H3ZM16 225V226H15ZM19 225V226H18ZM17 227L18 226V229L17 228H13V227ZM36 226V227H35ZM43 226V227H42ZM53 226V227H52ZM55 226V227H54ZM94 226V227H93ZM161 227L163 228V229H161ZM16 229L15 231H14V233H13V229ZM19 228H23V230H20ZM26 229V231H25V229ZM94 228V229H93ZM136 228V229H135ZM146 228V229H145ZM11 229V230H10ZM32 229H34V230H32ZM131 229V230H130ZM132 229H133V232L134 231H137V232H134L135 233V235L136 234H139V236H135L134 234H131V233H133V232H131L132 231ZM141 229V230H140ZM142 229H144V230H142ZM7 230V231H6ZM81 230V231H80ZM130 230V231H129ZM139 230V231H138ZM22 232V233H19V232ZM25 233H24V232ZM96 231V232H95ZM141 231V232H140ZM144 232V234H142L143 232ZM13 234L14 236H16L15 237V239L13 238V236H11V234ZM27 232V233H26ZM35 234H34V233ZM43 232V233H42ZM140 232V233H139ZM17 233H19L20 235H22L23 233V235H24V238L22 239V238H19V237H23V236H19V234L17 235ZM88 233V234H87ZM8 234V235H7ZM10 234V235H9ZM95 234V235H94ZM141 234V235H140ZM42 235H43V237H42ZM131 235V236H130ZM7 236H11V238H12V240H10V241H8V239H11V238H8ZM50 236V237H49ZM70 236V237H69ZM98 236V238H96ZM143 236V237H142ZM148 236L150 237V238H148ZM165 236V237H164ZM225 236V235H224ZM17 237H18V239H17ZM42 237V238H41ZM94 237V238H93ZM101 237V238H100ZM134 237V238H133ZM136 237V238H135ZM221 236H219V238H220ZM70 238V239H69ZM138 238V239H137ZM14 239V240H13ZM17 239V240H16ZM67 239V240H66ZM88 239V240H87ZM96 239V240H95ZM158 239H160V240H158ZM162 239V240H161ZM23 242H21V241ZM49 240V241H48ZM83 240V241H82ZM102 240V241H101ZM154 240V241H153ZM156 240H157V242H156ZM12 241V242H11ZM20 244V242H21V248H20V245H19V249H18V243ZM51 241V242H50ZM159 241V242H158ZM162 241V242H161ZM11 242V243H10ZM14 242H16V245H15V243ZM42 242V243H41ZM74 242V243H73ZM79 242V243H78ZM160 242H161V244H160ZM2 243H5V244H2ZM7 243V244H6ZM10 243V244H9ZM12 243H14V246L12 245ZM113 244V245H112ZM145 244V245H144ZM4 245V246H3ZM7 247H6V246ZM74 247H73V246ZM147 245V246H146ZM17 246V247H16ZM78 246V247H77ZM113 246V247H112ZM161 246V247H160ZM1 247H3L2 249H1ZM4 247L5 248H11L10 250L8 249L7 251H6V254H7V256H6V254H5V249H4ZM12 247H14V248H12ZM124 247V248H123ZM141 247V248H140ZM147 247L150 249H156L155 251L153 250L152 252V254L153 255H158L159 257H158V259H157V262L154 260H152V256H151V258L149 257V255L148 256H146V254L148 253L147 251L149 250V249H147ZM189 247V245L187 246V248L186 249H184L183 250V252H187L188 251V248ZM39 248V249H38ZM72 248H75V250H73ZM145 248V249H144ZM161 248V249H160ZM16 249V250H15ZM18 249V250H17ZM38 249V250H37ZM80 249V250H79ZM90 249V250H89ZM14 250V251H13ZM37 250V251H36ZM73 252H72V251ZM76 250H78V252L80 251V253H78V252H76ZM85 250V251H84ZM142 250H143V252H142ZM9 251V252H8ZM15 251H19L18 253L17 252H15ZM52 251V252H51ZM74 251H75V253H74ZM83 251V253L85 252L86 253V255H85V253H84V255L85 256H83V255H80V254H83V253H81ZM90 251V252H89ZM127 251V252H126ZM145 251V252H144ZM8 252V253H7ZM10 252H11V254H10ZM12 252H13V255H12ZM15 252V253H14ZM70 252L72 253V255L71 256H73V257H71L70 256ZM147 252V253H146ZM20 253V254H19ZM74 253V254H73ZM88 253V254H87ZM143 253H146L145 254V256L146 257H144V255H143V257H141V255L143 254ZM5 254V255H4ZM10 254V255H9ZM37 254V255H36ZM78 255V257L76 256L75 257V255ZM148 254H151V252L150 253H148ZM160 254V255H159ZM16 255V256H15ZM18 255H20V256H18ZM116 255V256H115ZM80 256V257H79ZM70 257H71V259H70ZM116 257V258H115ZM140 257V258H139ZM198 257V256H197ZM1 258H2V260H1ZM10 258H12V259H10ZM15 258H20V260L18 259H16L15 260ZM69 258V259H68ZM84 258V259H83ZM142 258V259H141ZM7 259H8V262H7ZM15 261H14V260ZM77 259L80 261H77ZM81 259H83V261L81 260ZM132 259V260H131ZM139 259H141V260H139ZM146 259H148L147 261H146ZM151 259V260H150ZM11 260V261H10ZM37 260V261H36ZM67 260V261H66ZM72 260H75V261H73L72 262ZM92 260V261H91ZM139 260V261H138ZM82 261V262H81ZM152 261V262H151ZM159 261V262H158ZM258 261H259V259H258ZM10 262V263H9ZM77 262H79V263H77ZM92 262V263H91ZM264 264V259H262L261 257H260V262H258V264ZM14 264V263H13ZM15 264H17V263H15Z\"/></svg>","mask_w":264,"mask_h":264},{"label":"bare ground","instance_id":"2","mask_svg":"<svg viewBox=\"0 0 264 264\" xmlns=\"http://www.w3.org/2000/svg\"><path fill=\"white\" fill-rule=\"evenodd\" d=\"M18 0H2L1 1V11L0 12H2L1 13V15H3V17H1V18H3V21H4V23H6V25L5 26H7L8 24H9V26L11 25V23L13 22V19H12V16L11 15H13L12 14V8H13V6H14V4L17 2ZM35 1L36 0H20V2H21V4L25 7H23L26 11H24V9H23V11L22 10H20L19 9V11H18V13H20L21 11L22 12H25V14L23 13V15L25 16V15H27L28 13H30V14H32L34 11V7H33V5H35ZM41 1V0H40ZM40 1H38V2H40ZM60 1L61 0H57L56 2L57 3H59V4H56V2H54V4H56L57 6H60V4L63 2V1H65V0H63V1H61V3H60ZM66 1H68V0H66ZM71 1V0H70ZM94 1V0H93ZM107 1V0H106ZM160 1V0H159ZM164 1V0H163ZM162 1V2H163ZM173 0H171L170 1V3L172 2ZM176 3L177 2H179V0L177 1V0H174ZM181 1V0H180ZM183 1V0H182ZM194 1H196V0H194ZM193 1V2H194ZM199 1H201V0H199ZM19 2V1H18ZM17 2V3H18ZM41 2H43V0L41 1ZM40 2V3H41ZM52 2V1H51ZM51 2H49V5H50V3ZM153 2V1H152ZM174 2V3H175ZM183 2H185V0L183 1ZM189 2V1H188ZM191 2H192V0H191ZM191 2H189V3H191ZM192 2V3H193ZM44 3V2H43ZM45 3H46V1H45ZM47 3H48V1H47ZM73 3V2H72ZM153 3H155V2H153ZM173 3V2H172ZM170 4L172 7H169V8H171L172 9V11H173V5H175L176 6V8H174L175 9V11H180L181 12V10H183V9H186L188 6L187 5H185V7L186 8H184L183 6V9H181V10H177L178 9V6H180L181 4H182V2L180 3V4H177L176 5V3L175 4ZM187 2H185L184 4H186ZM202 5H200V7H198V5H197V9L198 10H194V11H192V13L190 12V14H189V16L187 17L186 15V17L187 18H181V19H183V21H184V23L185 22H187L188 24H189V27L188 28H190V26H191V24H192V26H191V28L193 29V33H195L196 34V32H194V29L195 30H197L198 31V35H199V37H202V41L201 40H199V39H201V38H199V37H196V40H197V38H198V40L202 43V45H200V43L198 44V45H200V47H202V49H204V47H205V45H206V41L208 40V39H210L211 40V44L209 45V41H208V46L206 45V49H205V51L204 52H201V53H197V52H199V51H195L197 54V56L200 54L201 56H202V58L201 59H206V58H208V59H210V60H213V61H219L220 59H221V57L218 59V55H220V53H219V51H218V49H220L221 47V49H223V50H225V52H226V57H224V58H226L225 60H223V63H222V66H220V67H222V69L223 68H226V66H227V64H229L230 63V65L231 64H233L234 63V60H233V63L232 62H229V61H231V56L233 55L234 56V54H235V56H234V59H235V57L237 56L238 58V60L239 61H235V63H236V67L237 68H234V73L233 74H229V72L231 71H228L227 73L230 75V80H229V82H227L228 80H226V82L223 80V82H220L219 81V85H216V84H218L217 82H216V87H218L217 88V90L215 89V85L213 86L214 87V91H218L217 92V94H215V96H214V94H213V87H211V94H213V96L215 97V98H217V102L215 103V110H216V112L214 111V113L217 115V117H216V120H215V123H216V126L218 125V127L216 128V127H214V130L212 131V134H211V136L208 138V142L210 143L209 144V146H208V148H209V151H210V153H209V156H208V158L206 157L205 158V161L204 162H202L201 160V162L202 163H200V164H198L197 162L199 161L197 158V164L199 165V167L196 165L195 167L197 168L196 170L194 169L195 167H194V165L192 166L191 164V166H192V168L194 169V172L190 169V171H192V173H191V175H189V176H186L187 174H185V176L184 177H186V178H184V180L183 179H181L182 177L181 176H183L182 174L183 173H185L184 172V170H180V172L178 171V172H176V171H173V166H175L174 164L172 165V167H171V165H169L167 162H169V160L172 158L173 159V157L175 156V154H174V156H172L173 155V152L175 153V150L173 151V148H174V146H172L173 148H170L173 152H172V154L170 153H166V154H169V155H171L172 157H169L168 155H163V161L160 163V166H159V164H157V166H158V168L156 167V168H154L153 167V165H154V162L157 160L158 161V159H154V162H153V159H149L148 161L150 162V161H152L153 162V164L152 165H150L151 166V168H150V170L152 169V167H153V170H151L152 172H151V174L149 175L150 177H151V179L152 180H150L149 179V183L147 182L148 180H142L141 178H142V176L139 178V180H141V181H143L144 183H143V185H141V187H140V185H139V188L137 189V191L135 192V195L134 194H132L131 195V197H133V201L134 202H136V204L134 203V205H137V201L138 202H140V204L142 205V202H143V204H146V203H150L151 205H153V212H151V214L152 215H150L149 217H150V219H149V222H150V227H149V236L151 237H149L148 236V238H150V239H156V238H159L160 237V234L163 232H161L160 233V231H159V228H160V226H164L165 225V227H163V228H165L166 229V233L165 234H167V236L164 234V232H163V234L166 236H164L165 238H164V240H163V242H162V247L164 248L163 249V251L165 250V252H166V256L167 257H164L162 260H161V262L159 263V264H258V262H260V257L262 258V259H264V73L262 74V75H259V77L258 78H254L253 80H256L257 82L254 84L252 81V79H251V77H250V70H249V65H248V61H250V58H252L253 57V55H257L258 57H261V56H263L264 57V0H202V2H200ZM19 4V3H18ZM195 4H196V2H195ZM198 4V3H197ZM36 5H37V3H36ZM35 5V6H36ZM41 5V4H40ZM40 5H38V6H40ZM46 5H48V4H46ZM55 5V6H56ZM62 5H63V3H62ZM68 5V4H67ZM73 5V4H72ZM71 5V6H72ZM76 5H77V3H76ZM159 5V4H158ZM163 5V4H162ZM16 6H17V4H16ZM54 6V7H55ZM74 6V5H73ZM167 6H168V4H167ZM192 6V5H191ZM191 6H190V8H191ZM194 6V5H193ZM41 7V6H40ZM46 7V6H45ZM51 6H49L48 8H50ZM75 7V6H74ZM144 7V6H143ZM166 7V6H165ZM181 6L179 7V8H182ZM16 8H18V7H16ZM43 8V7H42ZM66 8V9H65ZM65 10H67V8H68V6L66 7L65 6ZM150 8V7H149ZM163 8V7H162ZM161 8V9H162ZM200 8V9H199ZM33 9V10H32ZM36 9V8H35ZM45 9V8H44ZM51 9V8H50ZM53 9V8H52ZM51 9V10H52ZM58 9V8H57ZM57 9H56V11H57ZM75 9V8H74ZM100 9V8H99ZM12 10V11H11ZM14 10L15 11H17L18 9H15L14 8ZM46 10V9H45ZM49 11V10H47V12L45 11V16H44V14H43V16L45 17L44 18V21L42 22V17H41V19H40V21H41V23H42V25H41V34H42V41L41 42H43L42 44L41 43H39V44H41V45H39L40 47L42 46V47H44L45 46V50L47 51L46 52V54H48L49 56H50V52L51 51H54L55 52V50L57 49V47H54V41L56 42L57 40H56V38L55 37H57V35L55 36V33H58V31H60V34H62V31H63V34H62V39L60 40V39H58V43H59V41L60 42H62L63 40H64V44L62 43V47L64 48V49H66V50H70V48H71V46H73L72 45V43L74 42L73 40H71V42H69V38L71 37L70 35H72V33L73 32H71L70 30H72V29H70V27H65V26H61V24H62V22H65V21H60V19L62 18L63 20H64V18L63 17H61L60 19H58V21L61 23H59L58 22V24H60V27H62L61 28V30H59V29H56L55 28V22H52V13L53 12H55V11ZM68 10H69V8H68ZM67 10V12H69ZM159 10V9H158ZM157 10V11H158ZM164 10H166V8L164 9ZM168 10V9H167ZM170 10V9H169ZM190 10H192V9H190ZM190 10H188V11H190ZM40 10H38V12H39ZM42 11V10H41ZM59 11V10H58ZM174 11V12H175ZM14 12V11H13ZM21 12V13H22ZM38 12H36V13H38ZM44 12V11H43ZM42 12V13H43ZM52 12V13H51ZM60 13H61V11H59ZM77 12V11H76ZM164 12V11H163ZM162 12V15H164L165 17H166V15L167 14H170V11L168 12V13H166V14H164ZM184 12V11H183ZM17 12H15V14H16ZM17 13V14H18ZM55 13H57V12H55ZM54 13V14H55ZM59 13V14H60ZM71 13V12H70ZM155 13V12H154ZM158 12H156L155 14H157ZM172 13V12H171ZM187 13H189V12H186V14ZM34 14V13H33ZM69 14V13H68ZM78 14V13H77ZM160 14H161V11H160ZM21 15V14H20ZM22 15V16H23ZM37 15V14H36ZM72 15V14H71ZM19 16V15H18ZM23 16V18H25L26 19V17H24ZM28 16H30V15H28ZM41 16V15H40ZM54 16H56V14L54 15ZM61 16V15H60ZM69 16V15H68ZM122 16V15H121ZM128 16V15H127ZM150 16V15H149ZM156 17L154 18V19H158V17L159 16H161V15H159V16H157V15H155ZM163 16V17H164ZM13 17H15V16H13ZM57 17H59L58 15H57ZM164 17V18H165ZM177 17V20L179 19L178 18V16H176ZM176 17H174L175 18V21H177L176 20ZM181 17V16H180ZM184 17V16H183ZM28 18V17H27ZM40 18V17H39ZM54 18V17H53ZM73 18V17H72ZM76 18V17H75ZM161 18L162 17H160V21H161ZM164 18H162V19H164ZM167 18H169L168 16H167ZM32 19V18H31ZM55 19V18H54ZM53 19V20H54ZM61 19V20H62ZM122 19V18H121ZM120 19V20H121ZM124 19V18H123ZM151 19H152V16H151ZM156 19V20H157ZM170 19V18H169ZM185 19H187V20H185ZM1 20V19H0ZM18 20V19H17ZM26 20H28V19H26ZM25 20V21H26ZM36 20V19H35ZM126 20V19H125ZM154 21V23L155 22H157L156 24H158V21ZM165 21H166V19H164ZM173 20V19H172ZM180 20V19H179ZM178 20V21H179ZM28 21H30V20H28ZM57 21V20H56ZM117 21V20H116ZM164 21V22H165ZM168 21V20H167ZM175 21L174 22H172L171 23V20H169V25L170 24H172L171 26H173V23H175ZM178 21L176 22V23H178ZM27 22V21H26ZM25 22V24H27ZM77 22V21H76ZM127 22V21H126ZM150 22V21H149ZM164 22H163V20H162V23L163 24H161L160 23V25L162 26L163 25V27L162 28H164L165 29V27H168L169 28V25L168 26H166V24H164ZM179 22H181V20L179 21ZM2 24H3V22H1ZM18 23V22H17ZM38 23H39V21H38ZM120 23V22H119ZM153 23V24H154ZM166 23V22H165ZM176 23H175V26H173L175 29H177V26H179L178 24H177V26H176ZM183 23V22H182ZM182 23H181V25H182ZM183 23V24H184ZM187 23H185V24H187ZM57 24V28H58V25ZM133 24V23H132ZM147 24V23H146ZM150 24V23H149ZM184 24V25H185ZM13 25V24H12ZM11 25V26H12ZM17 25L18 24H16V28H17ZM36 25V24H35ZM55 25V26H54ZM62 25H66V24H62ZM159 25V26H160ZM179 26V28L178 29H180L182 26ZM14 26V25H13ZM38 26H39V24H38ZM68 26V25H67ZM77 26V25H76ZM150 26V25H149ZM152 26V25H151ZM159 26L158 25H153V27L151 28V33L149 34L148 33V36H147V38H143V39H148L147 41H148V43H146L147 44V52H151L154 48H156L155 47V45H156V43L157 42H161L162 40H164L166 43H168L169 44V48L171 47L170 46V43H171V39H172V41H174L173 40V38H171L172 36L174 37L175 35H176V31L174 32L173 30V28L171 27V29H168V31L170 30V31H173L171 34H172V36L171 37H169V35H171V34H169L168 35V39L166 38V40L165 39H163V37H164V35L166 34V30L164 31V35L162 34V30H164V29H162L161 27V29L159 28ZM185 26H187V25H185ZM8 27V26H7ZM25 27V26H24ZM33 27V26H32ZM64 27V28H63ZM127 27V26H126ZM128 27H130L129 25H128ZM145 27V26H144ZM3 28H5V27H3ZM10 28V27H9ZM37 28V27H36ZM66 28H69V29H66ZM113 28V27H112ZM123 28V27H122ZM149 28V27H148ZM183 28V27H182ZM187 28V27H186ZM188 29V30H192V29ZM6 29V28H5ZM26 29H28V28H26ZM25 29V30H26ZM64 29H65V32H64ZM118 29H121V28H118ZM142 29V28H141ZM167 29V28H166ZM173 29V30H172ZM3 30V29H2ZM56 30H57V32H56ZM66 30L68 31H70V35L68 34V32H66ZM125 30H126V28H123V29H121V31L119 30V32H117L115 35H113V36H111V37H109L111 40H108V41H110L109 43H111V45H112V43L114 44V45H112V46H114V48H112V50L113 51H111V49H110V53L108 52V55H107V57H106V55H103L104 57H106L107 59H106V62L104 61H102L101 60V62H103V65H100L99 66V64H101V63H99L98 64V67L100 68H98L97 67V69L96 70H98L99 69V76H98V74H96L97 76H98V79L96 80L97 81V85H96V82H94V81H92V79L93 78H91V81L94 83V86H89V87H95V85L96 86H98V88H96L95 87V89H97L98 91H100L101 89L99 88L100 86H102V85H104V83H105V88H107L108 86H113L114 87V85L112 84V82L114 83L115 81H116V79H112V81H111V84H110V81L108 80L107 82L109 83L108 84V86L106 87V81L105 80H107V78L109 79V76L112 74V72L113 71H116L117 72V70H116V68L118 69V67L124 62V60H122V58H121V47L123 46L122 44H125L124 42H126L125 41ZM180 30H183V29H180ZM4 31V30H3ZM39 31H40V29H39ZM137 31V30H136ZM136 31H135V33H136ZM148 31V30H147ZM146 31V32H147ZM184 31H186L185 30V28H184ZM15 32V31H14ZM13 32V33H14ZM30 32H32V31H30ZM38 32V31H37ZM114 32V31H113ZM191 32V33H192ZM25 33V32H24ZM36 33V32H35ZM34 33V34H35ZM129 32H127L126 31V34H128ZM134 33V34H135ZM175 33V34H174ZM181 33V32H180ZM179 33V34H180ZM187 33V32H186ZM31 34V33H30ZM39 35H40V33H38ZM38 34H36V35H38ZM59 34V35H60ZM167 34H168V32H167ZM179 34L177 35V36H179ZM188 34H190V32L188 31ZM187 34V35H188ZM194 34V35H195ZM17 35V34H16ZM29 35V34H28ZM58 35V37H60ZM131 35V34H130ZM138 35V34H137ZM22 36V35H21ZM20 36V37H21ZM30 36V35H29ZM143 36V35H142ZM182 36V35H181ZM181 36H179L180 38H182ZM17 37H19L18 35H17ZM34 37H35V35H34ZM38 37H40V36H38ZM38 37H37V39H38ZM126 37H127V35H126ZM140 37V36H139ZM179 37H177L176 38V36L174 37V39L176 38V45H173L172 46V48H174V50H173V52L171 53V49H169V51H170V54H169V51L167 50L168 48H165L167 51H168V54L165 52V50H164V52H165V54L166 55H169V56H166V55H161L160 57H161V59H160V57L158 58V56H156V54L154 53V55L159 59V61L160 60H162L163 59V57H164V59L162 60V62L161 63H158V62H156V64L154 65L153 63V65L152 66H150V68L153 70V67H154V71L156 72V77H157V72L158 71H160V72H158V73H160V75H158V76H161V80L162 81H164V84L165 83H167V87H168V85H169V82H170V80H172L173 78H174V75L171 73V70H172V67L173 66H176V65H174V64H177L178 63V56H180L179 54H182V52L180 51V46H182L183 44L181 43V40L179 39L178 41H177V39L179 38ZM204 37V38H203ZM16 38V37H15ZM30 38V37H29ZM72 38H74L73 36H72ZM72 38H70V39H72ZM170 38V39H169ZM186 38V37H185ZM184 38V39H185ZM17 39V38H16ZM25 39V38H24ZM28 39V38H27ZM34 39V41H35V38H32L31 40H33ZM87 39V38H86ZM128 39H129V37H128ZM137 39H138V37H137ZM195 39V38H194ZM5 40V39H4ZM9 40V39H8ZM38 40V41H39ZM76 40V39H75ZM130 40V39H129ZM129 40H127V44L130 42ZM134 40V39H133ZM141 40V39H140ZM146 40H144V41H146ZM106 41V40H105ZM112 41V42H111ZM129 41V42H128ZM143 41V40H142ZM163 41V42H164ZM8 41H6V43H7ZM10 42V41H9ZM29 42H30V40H29ZM28 42V44H32L31 42L29 43ZM163 42H161V45H162V43ZM164 42V43H165ZM182 42H184L183 40H182ZM195 42V41H194ZM197 42V41H196ZM5 43V44H6ZM35 43H38V42H34V44ZM57 42H56V44L59 46V44H58ZM69 43L71 44L70 45V48H68V46H69ZM105 43V42H104ZM173 43V42H172ZM185 43V42H184ZM11 44V42L9 43V44H7V45H10ZM24 44V43H23ZM22 44V45H23ZM55 44V45H56ZM101 44V43H100ZM126 44V45H127ZM131 44V43H130ZM167 44V45H168ZM177 44H178V46H177ZM182 44V45H181ZM189 44V43H188ZM196 44L197 43H194V46H196ZM35 45H37V44H35ZM106 45H107V43H106ZM167 45H164V46H166L167 47ZM191 45V44H190ZM32 46H33V44H32ZM32 46H29L30 47V50H31V47ZM39 46H36V49L39 47ZM108 46V45H107ZM110 46V45H109ZM108 46V47H109ZM128 46V45H127ZM130 46V45H129ZM145 46V45H144ZM157 46V45H156ZM158 46H160L159 44H158ZM176 46H177V48H176ZM192 46V45H191ZM7 47V46H6ZM11 46H9V48H10ZM26 47H27V43H26ZM29 47H27V48H29ZM34 47V46H33ZM39 47V48H40ZM41 47V48H42ZM131 47V46H130ZM162 47V46H161ZM200 47H199V49L198 50H201L200 49ZM220 47V48H219ZM35 48V47H34ZM68 48V49H67ZM78 48V47H77ZM76 47H75V49H77ZM110 48V47H109ZM124 47H122V49H123ZM126 48V47H125ZM144 48V49H145ZM163 48V49H164ZM175 48H176V50H175ZM190 48V47H189ZM196 48H197V46H196ZM11 49V48H10ZM26 49V48H25ZM33 49V48H32ZM55 49V50H54ZM59 49H60V47H59ZM62 49V48H61ZM60 49V50H61ZM63 49V50H64ZM128 49V48H127ZM157 49L158 48H156V52H159L160 50L158 49V51H157ZM195 49V48H194ZM35 50V49H34ZM42 50V49H41ZM41 50L39 49V51H40V54H41ZM43 50H44V48H43ZM44 50V51H45ZM63 50H61V51H63ZM65 50V51H66ZM78 50V49H77ZM109 50V49H108ZM142 50V49H141ZM155 50V49H154ZM190 50V49H189ZM197 50V49H196ZM23 51V50H22ZM29 51V50H28ZM32 51L33 50H31V53H32ZM36 51H38V50H36ZM34 52V53H39V51L38 52ZM57 51V53H58V50H56ZM61 51H59V55L61 56ZM123 51V50H122ZM163 51V50H162ZM174 51H175V54H174ZM53 52V53H54ZM69 52V51H68ZM77 52V51H76ZM129 52V51H128ZM144 52H146V51H144ZM194 52V53H195ZM29 53H30V51H29ZM28 53V54H29ZM30 53V54H31ZM34 53H32V54H34ZM52 53V54H53ZM78 53V52H77ZM104 53H106L105 51H104ZM159 53H162V54H164L163 52H159ZM159 53H157V55L159 54ZM191 53V55H189L190 56V60L192 59L191 57H193V59H192V62H190L189 61V56L186 58L187 60H185V62L183 63V62H181V61H183V58L181 59V63H178L177 65H180V66H183L184 64H185V68H184V71H185V73L184 74H186L185 76H191L192 74H191V72H192V69H190V66L193 64V62L195 61V58H199V57H201L200 55H199V57H197L196 55H192L193 54V52H190ZM234 53V54H233ZM45 54V55H46ZM58 54H54V56H53V60H51V61H57L58 59H59V55ZM70 54V53H69ZM139 54V53H138ZM143 54V53H142ZM146 54H149V55H151L152 53H146ZM25 55V54H24ZM27 55V54H26ZM26 55H25V57H26ZM67 55L68 54H66L65 56L67 57ZM79 55H81V54H79ZM99 55V54H98ZM101 55H102V51H101ZM148 55V57H147V55L144 57L145 59H146V57H147V59H146V61L147 62H149L148 61V58H149V60H151L150 59V57L151 56H149ZM153 55V56H154ZM184 55H186V51H185V54ZM183 54H182V56L181 57H183L184 56ZM29 56V55H28ZM31 56H33V58H34V55H31ZM43 56H44V53H43ZM144 56V55H143ZM142 56V57H143ZM163 56V57H162ZM166 56V57H165ZM8 57V56H7ZM38 57V55H36V58ZM48 57V56H47ZM62 57V56H61ZM60 57V58H61ZM64 57V56H63ZM62 57V58H63ZM71 57V56H70ZM180 57V58H181ZM204 57V58H203ZM256 57V56H255ZM27 59H29L30 58V56H29V58L28 57H26ZM35 58V59H36ZM41 58V57H40ZM45 58V57H44ZM48 58H50V57H48ZM48 58H46V59H44V60H41L42 62L40 63L39 62V65H40V68H39V70H36L35 68V70L38 72V74H37V72L35 73V75L37 76L35 79H36V82H37V84L39 85V83L40 82H42L43 80L42 79H47V81L48 80H51L50 82H52V80H53V82L52 83H50V85H52V84H54V81H55V79L57 78L58 79V77H61L62 78V76L60 75L59 76V74H62V71H61V73H60V71L56 68V67H51V65L49 66V60H48ZM65 58V57H64ZM74 58V57H73ZM77 58V57H76ZM143 58V59H144ZM152 58V57H151ZM179 58V59H180ZM223 58V59H224ZM31 59H32V57H31ZM37 59H39V58H37ZM42 59H43V57H42ZM72 59V58H71ZM70 59V60H71ZM80 59V58H79ZM96 59H98V58H96ZM105 59V58H104ZM127 59V58H126ZM142 59V58H141ZM153 59V58H152ZM184 59H185V57H184ZM200 59V60H201ZM83 60V59H82ZM82 60H80V62L82 61ZM120 60H122V63L120 64ZM128 60V59H127ZM155 60V59H154ZM153 60V61H154ZM210 60H207L208 62H210ZM258 60H259V58H258ZM37 61H40V60H37ZM37 61H34V62H37ZM59 61V60H58ZM58 61H57V63H58ZM95 61V60H94ZM141 61V60H140ZM139 61V62H140ZM152 61V60H151ZM150 61V62H151ZM152 61V62H153ZM186 61H187V63H186ZM190 63H189V62ZM221 61H222V59H221ZM221 61H220V63H221ZM1 62V61H0ZM67 62V61H66ZM125 62H126V60H125ZM137 62V61H136ZM145 62V61H144ZM154 62V63H155ZM201 62V61H200ZM204 62V61H203ZM254 62V61H253ZM2 63V62H1ZM0 63V64H1ZM72 63V62H71ZM82 63V62H81ZM143 63V62H142ZM182 63H183V65H182ZM192 63V64H191ZM205 63H207L206 61H205ZM215 63V62H214ZM2 64H4V63H2ZM38 64V63H37ZM59 64V63H58ZM75 64V63H74ZM91 64V63H90ZM120 64V65H119ZM126 64V63H125ZM146 64H148V63H146ZM198 64V63H197ZM196 64V65H197ZM255 64V63H254ZM24 65V64H23ZM38 65V66H39ZM123 66H121L122 68L123 67H125L126 65H124V64H122ZM128 65L129 64H127V66H126V68L128 67ZM143 65V64H142ZM149 65V64H148ZM151 65V64H150ZM209 65V64H208ZM215 65V64H214ZM4 66V65H3ZM35 66H37V65H35ZM34 66V67H35ZM63 66V65H62ZM62 66H61V68H62ZM66 67L64 68V72H66L68 69V72L70 73V71H71V69L73 68H68V69H66L68 66H67V63H66V65H65ZM84 66V65H83ZM130 66H131V64H130ZM193 66V65H192ZM207 66V65H206ZM217 66H218V64H217ZM219 66H218V68H219ZM232 66H234V64L232 65ZM232 66H231V68H232ZM234 66V67H235ZM261 66H263V64H261ZM33 67V66H32ZM48 67H50V68H52L51 70L53 71V72H55V71H59L58 73V75H57V77L55 78L54 77V74L55 73H53ZM94 67V66H93ZM134 67H136V66H134ZM200 67V66H199ZM214 67H216V66H214ZM251 67V66H250ZM5 68L7 69V67L5 66ZM4 68V69H5ZM28 68V67H27ZM75 68V67H74ZM126 68H124V69H126ZM129 68V67H128ZM156 68H158L157 69V71L155 70ZM183 68H181V69H183ZM198 68V67H197ZM207 68V67H206ZM260 68V67H259ZM0 69H2V68H0ZM26 69V68H25ZM30 67L28 68V70L27 71H30V70H32V69H30ZM38 69V68H37ZM60 69V68H59ZM94 70H95V68H93ZM124 69H120L119 70V72H117V73H119V77H123V74H125L126 72H125V70ZM174 69V68H173ZM176 69V68H175ZM194 69V68H193ZM221 69V70H222ZM8 70V69H7ZM22 70V69H21ZM20 70V71H21ZM152 70H150L149 69V72L150 71H152ZM177 71L178 70H180V67H179V69H178V67H177V69H176ZM195 71H196V69H194ZM226 70V69H225ZM224 69H223V72H226ZM229 70V69H228ZM233 70V69H232ZM2 71V70H1ZM0 71V72H1ZM9 71V70H8ZM15 71H19V70H16L15 69ZM14 71V72H15ZM19 71V72H20ZM93 71V70H92ZM127 71V70H126ZM153 71V72H154ZM174 70H172V72H173ZM182 71V70H181ZM180 71V72H181ZM204 71V70H203ZM260 71V70H259ZM262 71V70H261ZM260 71V72H261ZM4 72V71H3ZM16 72V73H17ZM18 72V73H19ZM24 72V71H23ZM32 72V71H31ZM63 72V73H64ZM97 72V71H96ZM116 72H114V74H117ZM176 72V71H175ZM179 72V71H178ZM205 72V71H204ZM204 72H201V76H203V75H205V74H203ZM210 72V71H209ZM221 72V71H220ZM219 72V73H220ZM222 72V73H223ZM256 72V71H255ZM15 73V74H16ZM21 73H22V71H21ZM24 73H26V70H25V72ZM23 73V77H24V74ZM29 73V72H28ZM27 73V74H28ZM74 73V72H73ZM93 73H95V72H93ZM152 73V72H151ZM174 73V72H173ZM195 73V72H194ZM214 73V72H213ZM2 74V73H1ZM5 74V73H4ZM14 74V73H13ZM26 74V75H27ZM31 73H29L28 75H30ZM32 74H34V72L32 73ZM66 74H68V73H66ZM113 74V75H114ZM176 74V73H175ZM181 74V73H180ZM184 74H183V77H185L184 76ZM189 74V75H188ZM198 74V73H197ZM221 74V73H220ZM224 74V73H223ZM227 74V75H228ZM3 75V74H2ZM17 75V74H16ZM16 75H14L15 77H16ZM21 75V74H20ZM27 75V76H28ZM65 75V74H64ZM71 76H72V74H70ZM70 75H66L67 76V78H69V80L71 79V78H73V77H71ZM96 75H94V77L96 76ZM113 75H111V77L113 76ZM172 75H173V78H171L172 77ZM207 75H209V74H207ZM226 75V74H225ZM8 76V75H7ZM11 78H12V73H11ZM10 76H8V77H10ZM13 76V77H14ZM92 76V75H91ZM118 76V75H117ZM125 76V75H124ZM128 76V75H127ZM181 76H182V74H181ZM194 76H197V75H195L194 74ZM210 76V75H209ZM219 76V78H220V75H218ZM224 76V75H223ZM17 77H19V74H18V76ZM26 77V76H25ZM29 77V76H28ZM63 77H65V76H63ZM71 77V78H70ZM116 77V76H115ZM114 76L112 77V78H115ZM128 77H130V76H128ZM153 77V76H152ZM155 77V76H154ZM153 77V78H154ZM193 77V76H192ZM192 77H188L189 78V80L192 78ZM198 77V76H197ZM211 77V76H210ZM225 77V76H224ZM253 77H254V75H253ZM252 77V78H253ZM21 78H22V75H21ZM32 78V77H31ZM55 78V79H54ZM126 78V76L124 77V79ZM176 78V77H175ZM206 78V77H205ZM218 78V79H219ZM228 78V77H227ZM3 79H5L4 77H3ZM7 79H9V78H7ZM16 79H18V78H16ZM15 79V80H16ZM20 79V78H19ZM18 79V80H19ZM22 79H24V78H22ZM22 79H20L21 81H22ZM25 79H27V78H25ZM25 79L23 80V81H25ZM56 79V80H57ZM65 79V78H64ZM158 79H159V77H158ZM177 80L179 79L178 77L176 78ZM180 79H182V77H180ZM193 79V78H192ZM191 79V80H192ZM199 80L201 79V78H198ZM202 79H203V77H202ZM11 80V79H10ZM12 80H13V78H12ZM11 80V81H12ZM61 79H59L58 81H60ZM66 80V79H65ZM68 79H67V81H69ZM72 80V79H71ZM113 80H115V81H113ZM120 79H118V81H119ZM127 80V82H128V79H126ZM126 80H124V81H126ZM132 80V79H131ZM152 80V79H151ZM156 80V78H154V81ZM184 81H186L187 79L185 78V79H183ZM189 80L187 81V82H189ZM196 78H194L193 79V81L195 82V84H198V82H196ZM198 80V81H199ZM205 80H207V79H204V81ZM213 80V79H212ZM221 80H222V77H221ZM3 81H5V80H3ZM11 81H9V86H10V82ZM14 81V80H13ZM12 81V82H13ZM22 81V82H23ZM46 81V80H45ZM58 81H55L56 83L58 82ZM61 81H63V80H61ZM61 81H60V83H61ZM130 81V80H129ZM161 81V82H162ZM183 81V82H184ZM201 81V80H200ZM208 81V80H207ZM210 81H211V79H210ZM210 81L208 82V83H210ZM218 81V80H217ZM25 82H32L30 79L28 80V81H25ZM33 82H35V81H33ZM32 82V83H33ZM36 82H35V84H36ZM66 82V81H65ZM64 81H63V83H64V87H66V83H65ZM69 82H71V81H69ZM121 82V81H120ZM155 82H158L157 80L155 81ZM160 82V80H159V83H160V85L159 86H162V83ZM181 81H178L176 84L177 85H175L174 86V89L172 88V86H173V84H172V86H170L172 89L171 90H173V92H168V94L169 95H171V94H173L174 96H175V98L173 97L172 99L174 100L175 99V101H173L172 103H171V100H168L167 101V97L166 98H164V99H166L165 100V102L167 101L168 103H169V101H170V104H168V105H165V106H163L162 107V111H161V114L163 115H161L162 117H160V118H163L162 120H160V119H158V120H160L161 122L159 123V125H160V129H161V131L162 130H164L165 132H166V129H168V127L171 125L172 126V120H170V122L168 121V119L169 118H172V119H174L175 121L176 120H179L180 121V119H181V117L183 118V120H184V117H185V114L187 115V114H189L190 112H191V110H192V113H194V111L196 110V109H194L195 108V104L194 103H192L191 104V99H192V94H190V93H192L191 91H195L194 89H198V87L199 86H196L197 88H195V86L194 85H191L190 86V84L189 83H187V84H189V85H179V83H180ZM194 82H191V84L193 83L194 84ZM203 82V81H202ZM213 82V81H212ZM215 82V81H214ZM2 83V82H1ZM21 83V82H20ZM32 83H31V85H32ZM59 83V84H60ZM92 83V84H93ZM119 83V82H118ZM122 83V82H121ZM151 83L153 84V82L151 81ZM158 83V84H159ZM172 83V82H171ZM175 83V82H174ZM185 83V82H184ZM201 83V82H200ZM204 83V82H203ZM203 83H201V84H198V85H203ZM5 83H3V85H4ZM7 84V83H6ZM22 84H24V82L23 83H21V85ZM26 84V83H25ZM24 84V85H25ZM34 84V83H33ZM37 84H36V86H34V85H32V86H34V88H36L37 87ZM42 84V83H41ZM43 84H46V82L45 83H43ZM48 84H49V82H48ZM48 84H46V85H44L45 87L48 85ZM58 84V83H57ZM58 84V85H59ZM66 84V85H65ZM68 84H71V83H68ZM91 84V82H90V85H92ZM115 84V83H114ZM125 84H126V82H125ZM157 84V85H158ZM164 84H163V86L162 87H164ZM211 84L212 83H210V86H211ZM30 85V86H31ZM62 85V83L60 84V86ZM119 85V84H118ZM149 85H150V83H149ZM166 85V84H165ZM18 86H19V84H18ZM23 86V85H22ZM28 86H29V84H28ZM31 86V87H32ZM44 86L42 87L41 86V88H44ZM62 86V87H63ZM68 86V85H67ZM116 86V88H117V85H115ZM120 86V85H119ZM118 86V87H119ZM124 86V85H123ZM136 86V85H135ZM151 86V85H150ZM204 86H206L205 85V83H204ZM209 86V87H210ZM23 87H25V86H23ZM39 87V86H38ZM113 87H111V88H113ZM126 87V86H125ZM124 87V89H126ZM149 87V86H148ZM208 87V85L206 86V87H204V89L205 88H207ZM208 87V88H209ZM19 88H21V87H19ZM40 88V90H42ZM48 88H50L49 87V85H48V87H47V89ZM51 88L54 90V92H55V89H57L58 88V86H57V88H55V87H53V85L51 86ZM61 88V87H60ZM68 88H70V86L68 87ZM67 88V89H68ZM110 88V87H109ZM131 88V87H130ZM143 88V87H142ZM154 87H152V89H153ZM165 88V87H164ZM200 89H201V87H199ZM202 88H203V86H202ZM27 89V88H26ZM25 89V91H27ZM39 89V88H38ZM77 89V88H76ZM91 89V88H90ZM108 89V88H107ZM106 89V90H107ZM114 89V88H113ZM118 89V88H117ZM150 89V88H149ZM157 89H159V90H161V88H157ZM163 89V88H162ZM167 89L168 88H166V91H167ZM200 89H198V90H200ZM34 90H37V89H34ZM50 90V89H49ZM49 90H47L48 91V93L46 94V96L49 94ZM59 91H60V89H58ZM57 90V94H55L56 95V97H58V94H59V91ZM64 90H65V88H64ZM63 90V91H64ZM88 90H89V88H88ZM87 90V91H88ZM92 90V92H94L95 90L94 89H91ZM94 90V91H93ZM105 90V91H106ZM111 90V89H110ZM116 90V89H115ZM143 90V89H142ZM147 90H148V88H147ZM154 90V89H153ZM170 90V91H171ZM210 90V88L208 89V91ZM20 91V90H19ZM23 91H24V88H23ZM32 91V90H31ZM46 91V92H47ZM50 91H52V90H50ZM62 91V90H61ZM66 91V90H65ZM64 91V92H65ZM77 91V90H76ZM86 91V90H85ZM97 91V92H98ZM103 91V90H102ZM102 91H100V95H103V96H101L100 97V99L99 100H101V102H97V106L96 107H98L99 105V103H101V106H99V107H101L102 108V110H101V112L99 113V114H97V116H99L100 115V117H104L105 116V118H109V117H112V114H110V115H108L109 117H107L106 115H104V114H106V113H104L106 110V112H108V106H109V95H110V93L109 92H106L105 94H101V93H103ZM117 91V93H120V92H122V91H120V92H118L119 91V89L118 90H116ZM157 91V90H156ZM155 91V92H156ZM165 91V89L164 90H162L161 91V93L162 92H164ZM18 92V91H17ZM21 92V91H20ZM43 92V91H42ZM42 92H40V94L42 93ZM89 92V93H88ZM88 92H86V93H88V96H90L89 94L91 93L90 92V90L88 91ZM113 92V91H112ZM129 93H130V91H128ZM150 92H151V90H150ZM153 92V91H152ZM160 92V91H159ZM158 92V93H159ZM200 92H201V90H200ZM216 92H214V93H216ZM35 93H38V91H36ZM45 93V92H44ZM63 92H61V94H62ZM69 93V92H68ZM68 93H65L66 95H69V96H71L72 95V93H71V91H70V93L71 94H68ZM95 93V92H94ZM114 93V92H113ZM113 93H111V96H114L113 95ZM123 93H126V91L124 90V92ZM122 93V94H123ZM147 93V96H149L148 95V93H149V90L146 92ZM157 92L156 93H154V94H156V95H152V96H156V98L157 99H155L156 101H154V100H151V102H152V104L154 105L155 104V102H156V104L158 103H161V102H159V101H157L158 99H160V98H158V96L159 95H157L158 94ZM160 93V94H161ZM26 94V93H25ZM27 94H29V92L27 93ZM39 94V95H40ZM50 94H51V92H50ZM49 94V95H50ZM61 94H59V95H61ZM91 94H93V93H91ZM96 94V93H95ZM150 94V93H149ZM153 94V93H152ZM163 94V93H162ZM164 94H166V93H164ZM17 95V94H16ZM21 95V94H20ZM19 95V96H20ZM39 95H37V96H39ZM42 95H43V93L41 94V97H42ZM78 95V94H77ZM86 95V94H85ZM85 95H84V97H85ZM115 95H116V93H115ZM132 95V94H131ZM169 95H168V99L171 97V96H173V95H171L170 97H169ZM4 96H6V95H4ZM4 96H2V98H4ZM30 96H32V92H31V95ZM36 96V95H35ZM44 96V98H45V100L47 99L46 98V96L45 95H43ZM51 96V95H50ZM62 96V95H61ZM59 97V98H61V99H63L62 97ZM73 96V95H72ZM81 96V95H80ZM92 96H94V94L92 95ZM98 97V95H95L94 97L95 98H97ZM126 96V95H125ZM127 96H129V95H127ZM151 96V97H152ZM164 96V95H163ZM165 96H167V95H165ZM194 97H195V95H193ZM199 96V95H198ZM7 98L9 97V96H6ZM16 97H18V96H16ZM23 97V96H22ZM24 97H26V100H28L27 98H28V96H25L24 95ZM40 97V96H39ZM48 97V96H47ZM64 97H65V95H64ZM68 97V96H67ZM74 98H76V96L74 95L73 96ZM78 97V96H77ZM91 97V96H90ZM90 97H88V98H90ZM94 97H91V98H94ZM120 97H121V94L120 95H117V99H120ZM124 97V96H123ZM123 97H121V98H123ZM130 97V96H129ZM143 97V96H142ZM145 97V96H144ZM1 98V97H0ZM34 98V97H33ZM59 98H55L56 100L57 99H59ZM72 98V97H71ZM90 98V99H91ZM102 98V99H101ZM114 98L116 99V97L114 96ZM113 97H112V99H114ZM149 98H150V96H149ZM148 98V99H149ZM198 98V97H197ZM14 99V98H13ZM20 99V98H19ZM19 99H17V100H19ZM25 99V98H24ZM32 98H30V100H29V102L30 101H32L31 100ZM36 99V98H35ZM35 99H33V101H32V104H36L37 102H39V101H37V100H35ZM55 99H54V102H55ZM65 99H67V98H65ZM69 99V98H68ZM82 99H84V102L85 103H88L87 101H85V100H87V99H85V98H82ZM89 99V100H90ZM124 99V98H123ZM145 99V101H146V98H144ZM143 99V100H144ZM151 99H153V98H151ZM196 99V98H195ZM214 99V98H213ZM240 99H242V101L243 100H246L245 102V107L244 108H240L241 110L243 109V111H242V114L244 113L245 115H247L245 118H246V120H244L245 121V123L244 122H242L241 121V123H243V125L241 124H238V120H233V122L230 124V122L231 121H227L226 119H223V121H221L222 120V118H221V120L219 119V114H220V112H228L229 110H230V108H232V110H230V113H231V111H233V107H235V103H236V101L237 100H239V104H240ZM2 100H6L7 101V99H1L0 100V102L2 101ZM22 100H23V98H22ZM34 100L36 101L35 103H33L34 102ZM39 100H40V98H39ZM41 100H44V99H41ZM48 100H50L49 99V97H48ZM48 100H46V102L45 103H47L48 102ZM60 100V99H59ZM94 100V99H93ZM93 100H92V103H95V102H93ZM121 100V99H120ZM120 100H118L119 102H120ZM142 100V99H141ZM25 101V100H24ZM51 101V100H50ZM70 101V100H69ZM82 101V100H81ZM95 101V100H94ZM111 101V100H110ZM149 101V100H148ZM147 101V102H148ZM161 101V100H160ZM241 101V102H242ZM20 102V101H19ZM42 102V101H41ZM40 102V103H41ZM62 102H63V100H62ZM112 102V101H111ZM146 102V103H147ZM166 102V103H167ZM215 102V101H214ZM2 103V102H1ZM7 103V102H6ZM5 103V104H6ZM16 103V102H15ZM22 103H24L23 101H22ZM21 103V104H22ZM28 103V102H27ZM44 103V104H45ZM48 103H50V102H48ZM47 103V107L49 108V104ZM52 103H53V101H52ZM61 103V102H60ZM64 103H65V100H64V102L62 103V104H60V106L62 105V107L64 106ZM76 103V102H75ZM85 103H82V104H85ZM92 103H90L89 102V104H90V106L92 107ZM121 103V102H120ZM3 104H4V102H3ZM3 104H1V106L3 107ZM4 104V105H5ZM9 104V106H10V103H8ZM24 104H26V102L24 103ZM31 104V105H32ZM57 104H58V102H57ZM57 104H55L56 106H58ZM66 104V103H65ZM67 104H70V103H68V101H67ZM73 105H74V103H72ZM81 104V105H82ZM92 104V105H91ZM112 104V103H111ZM134 104V103H133ZM147 104H149V103H147ZM152 104H150V106H153ZM155 104V105H156ZM185 104L186 105H188L189 107H191V109L188 111V112H186V113H184L185 111H184V107H185ZM191 104V105H190ZM242 104V103H241ZM7 105V104H6ZM30 105V103H28V105L26 104V106H29ZM53 105V104H52ZM71 105V104H70ZM86 105V104H85ZM85 105H84V107H85ZM96 105V104H95ZM95 105H93V106H95ZM118 105V104H117ZM123 105H124V103H123ZM154 105V106H155ZM243 105V104H242ZM8 106V105H7ZM17 106V105H16ZM26 106H24V107H26ZM59 106V107H60ZM87 106H88V104H87ZM148 106V105H147ZM157 106H159V105H157ZM162 106V105H161ZM187 106V107H188ZM199 106H201V105H199ZM238 106V105H237ZM2 107L0 108V133L1 132H3L4 130H7V132H8V130L9 129H11L13 126H14V123L15 122H18L20 119H18V121H14V123H13V125H12V119L13 118H11V116L9 115V113H7V112H9V111H5V110H7L8 109V107H7V109H6V107H3L5 110H3L2 109ZM23 107V106H22ZM46 107V106H45ZM58 107V108H59ZM70 107V106H69ZM96 107L94 108V107H92L93 108V112H94V109H95V111H98L97 109H96ZM110 107H111V105H110ZM109 107V108H110ZM138 107H139V105H138ZM160 107V106H159ZM158 107V108H159ZM205 107V106H204ZM240 107V106H239ZM18 109H20L19 108V106L17 107ZM32 108H33V105H32ZM35 108V107H34ZM64 108V110L66 109L65 107H63ZM63 108H60V110H57V111H61ZM79 108H82V107H79ZM78 108V109H79ZM86 108H88V107H86ZM86 108H84V109H86ZM101 108H99V109H101ZM118 108V107H117ZM137 108V107H136ZM146 108V107H145ZM157 108V107H156ZM202 108V107H201ZM207 108V107H206ZM236 108V107H235ZM235 108H234V110H235ZM21 109H25L26 110V108H21ZM20 109V110H21ZM36 109L37 110H40V109H38L37 108V106H36ZM43 109V108H42ZM46 109V108H45ZM53 109V108H52ZM57 109V108H56ZM71 109H72V107H71ZM88 109H90V107L88 108ZM121 109V108H120ZM160 109H161V107H160ZM8 110H10V108L8 109ZM15 110H16V108H15ZM25 110H23V112H25ZM37 110H35V112L37 111ZM49 110V109H48ZM92 109H90V111H91ZM139 110V109H138ZM137 110V111H138ZM158 110V109H157ZM188 110V109H187ZM27 111H29V110H27ZM43 111V110H42ZM78 111V110H77ZM76 111V112H77ZM79 111H81L80 109H79ZM82 111H83V108H82ZM82 111L80 112V115H81V113H82ZM84 111H86V110H84ZM90 111H86L88 114H89V116L87 117V116H85L84 117V113L85 114H87L86 112H83V121H85L86 122V117L88 118V120H87V122L88 121H90L89 120V118L93 115V114H90V113H93L92 111L90 112ZM111 111V110H110ZM110 111L108 112V113H110ZM184 111V112H183ZM205 111V110H204ZM236 112H238L237 110H235ZM234 111V112H235ZM13 112H16V111H13ZM34 112V113H35ZM46 113L47 112V110H45V111H43V113ZM50 111H48V113H49ZM58 112V113H59ZM63 112H65V111H63ZM118 113H121V112H123V111H121V112H119V111H117ZM158 112V111H157ZM240 112V111H239ZM32 113V112H31ZM31 113H29L30 115H31ZM52 113V114H51ZM50 113V115H51V117L53 116V118H54V115H56V113L53 115V112H51ZM72 113V112H71ZM94 113H97V112H94ZM104 113V114H103ZM107 113V114H108ZM124 113V112H123ZM158 113H160V111L158 112ZM221 113V114H222ZM37 114H38V116H39V112L37 111ZM36 114V115H37ZM61 114V116H63V113H60ZM87 114V115H88ZM115 114V113H114ZM196 114V113H195ZM220 114V115H221ZM226 114V113H225ZM232 114V113H231ZM234 114V113H233ZM22 115H23V113H22ZM21 115V116H22ZM25 115H28V112H27V114H26V112H25ZM77 115H79V113L78 114H76V116ZM79 115V117H80V119H81V116ZM116 115V114H115ZM118 115H120V114H118ZM118 115L117 116H114V117H118ZM121 115H122V113H121ZM150 116H151V113L149 114ZM197 115V114H196ZM227 115V114H226ZM225 115V116H226ZM237 115H238V113H237ZM15 116V115H14ZM44 116V115H43ZM42 115L40 116V117H43ZM46 116V115H45ZM43 117V118H41L42 120H44V118H46V117ZM49 116V115H48ZM47 116V117H48ZM56 116H58V115H56ZM73 116H74V114H73ZM96 116V115H95ZM154 116V115H153ZM189 116V119L191 118V116H192V114H191V116H190V114L189 115H187L186 117H188ZM194 116V115H193ZM192 116V117H193ZM241 116V115H240ZM23 117H26V116H24L23 115ZM23 117H21V120H22V118ZM28 117H30V116H28ZM27 117V118H28ZM33 117V116H32ZM32 117H30L31 118V120L33 119ZM51 117H49V119L51 118ZM71 117V116H70ZM69 117V118H70ZM93 117H94V115H93ZM197 117V116H196ZM242 117V116H241ZM18 118V116L16 117V119ZM20 118V117H19ZM63 118V117H62ZM68 118V119H69ZM72 118V117H71ZM70 118V119H71ZM78 118V117H77ZM92 118V117H91ZM96 118V119H95ZM99 118V117H98ZM97 117H94V119L96 120L95 122L96 123H98L97 122V119H98ZM120 118V117H119ZM118 118V119H119ZM150 118V117H149ZM165 118V119H164ZM194 118V117H193ZM233 118V117H232ZM235 118H236V115H235ZM240 118V117H239ZM243 118V117H242ZM35 119V118H34ZM33 119V120H34ZM37 119V118H36ZM49 119H47L48 121H49ZM52 119V118H51ZM50 119V120H51ZM55 119H56V117H55ZM60 119H61V117H60ZM59 119V120H60ZM69 119V120H70ZM74 119H76V117H74ZM79 119V118H78ZM104 118H102L101 120H103ZM109 119H111V118H109ZM108 119V120H109ZM113 119V118H112ZM152 119V118H151ZM192 119V118H191ZM197 118H195V120H196ZM12 120V121H11ZM40 120V119H39ZM41 120V121H42ZM59 120H58V122H59ZM62 120V119H61ZM63 120H65V119H63ZM71 120H73V119H71ZM70 120V121H71ZM82 120V119H81ZM91 120H93V119H91ZM100 120V119H99ZM115 120V119H114ZM121 120V119H120ZM154 120H156V118H154ZM158 120L156 121L157 123H158ZM182 120V119H181ZM198 120V119H197ZM196 120V122H197V124L199 123L198 121ZM213 120V119H212ZM231 120V119H230ZM241 120V119H240ZM24 121H25V119H24ZM29 121V120H28ZM47 121V122H48ZM53 121V120H52ZM56 121V120H55ZM55 121H53V122H55ZM78 121V120H77ZM105 121V120H104ZM178 121V122H179ZM188 122H189V120H187ZM29 122H31V121H29ZM28 122V123H29ZM45 122V121H44ZM44 122H43V125H44ZM60 122H62V121H60ZM66 122H67V120H66ZM79 122V121H78ZM78 122H76V123H78ZM86 122V123H87ZM90 122H92V121H90ZM94 122V121H93ZM93 122H92V125L94 126V124H93ZM94 122V123H95ZM103 122V121H102ZM106 122V124H108L107 123V121H105ZM109 122H113V121H109ZM155 122V121H154ZM154 122H153V124H152V127H153V125H154ZM155 122V123H156ZM169 122V123H168ZM186 122V121H185ZM193 122H195L194 121V119H193ZM21 123V122H20ZM19 123V124H20ZM23 124H24V122H22ZM46 123V122H45ZM55 123H57V122H55ZM71 123H73V121H71ZM95 123V126L96 125H98L99 123H100V125H101V127H102V125L104 126V124L105 123H101V121H99V123L98 124H96ZM156 123V124H157ZM183 123H184V121H183ZM191 123V122H190ZM17 124V123H16ZM50 123H48L47 124V126L49 125ZM58 124V123H57ZM60 124V123H59ZM59 124L57 125V126H59ZM62 124L63 123H61V126H62ZM64 124H66V123H64ZM74 124V123H73ZM80 124H82V121L80 122ZM91 124V123H90ZM89 123L88 124H86V126L88 127L89 125H90ZM112 123H110V126H112V128L111 129H113L114 127H113V125H111ZM151 124H150V126H151ZM168 124H170V125H168ZM174 124V123H173ZM180 124H182V123H180ZM196 124V128L195 129H197V128H199L201 125H199V127H198V125ZM11 125H12V127H11ZM46 125V124H45ZM44 125V126H45ZM54 125V124H53ZM69 125H71V124H69ZM78 125H79V123H78ZM77 125V126H78ZM83 125V124H82ZM158 125V126H159ZM175 125V124H174ZM179 125V123H177V126ZM186 125H187V123H186ZM194 125H195V123H194ZM26 126L28 127V129L26 128ZM79 126H81V125H79ZM84 126V125H83ZM106 126V125H105ZM104 126V127H105ZM149 126V125H148ZM149 126V127H150ZM170 126V127H171ZM176 126V127H177ZM183 126H185V125H183ZM211 126H212V124H211ZM17 127H18V124H17ZM39 127H41V126H39ZM38 127V128H39ZM51 128H52V126H50ZM71 127H72V125H71ZM99 127V126H98ZM101 127H99L102 131L104 130V129H102ZM107 127H109V125H107ZM117 127V126H116ZM174 128H175V126H173ZM182 127V126H181ZM232 127V129L231 130H234L233 129V127L235 128V133L233 134L232 133V135L234 136H232L233 138H230V136H228L227 135V133H226V131L228 132V131H230V128ZM23 128H25V131L23 130V133H25L26 132V130H27V133H28V135H31V134H33V135H35L34 133H35V129L37 128V126H36V122H34L33 124H27V119H26V125H25V127H23ZM23 128H19L21 131H22V129ZM38 128H37V134H38ZM42 129H43V126L41 127ZM45 128H47V127H45ZM59 128H60V126H59ZM58 128V129H59ZM73 129H74V127H72ZM77 129H81V127H76ZM90 128V127H89ZM148 127H145V129L146 130H148L147 129ZM151 128V127H150ZM155 128H156V126H155ZM158 128V127H157ZM178 128V127H177ZM177 128H176V131H177ZM188 128H190V127H188ZM192 128H193V126H192ZM40 129V128H39ZM61 129V128H60ZM63 129V128H62ZM61 129V130H62ZM82 129H83V127H82ZM84 129H86V128H84ZM95 129V128H94ZM96 129H98L97 127H96ZM95 129V130H96ZM100 129H98L99 131H93V132H95V136L98 134L97 132H100ZM108 129V128H107ZM110 129V130H111ZM116 129V128H115ZM118 129H120V127H118ZM154 129V128H153ZM173 129V128H172ZM211 129V128H210ZM16 130V129H15ZM46 130H48V129H46ZM49 130H51V129H49ZM53 130V129H52ZM55 130V129H54ZM75 130V129H74ZM89 130H92V129H89ZM88 130V131H89ZM114 130V129H113ZM112 130V131H113ZM169 130H171V128L169 129ZM168 130V132H171V131H169ZM174 130V129H173ZM179 130V129H178ZM182 130V129H181ZM189 130V129H188ZM193 130V129H192ZM192 130H189L190 132H192ZM11 132H12V130H10ZM13 131H14V129H13ZM60 131V130H59ZM70 131V130H69ZM83 131V130H82ZM81 131V132H82ZM85 131V130H84ZM105 131H106V129H105ZM107 131H109V130H107ZM115 132H116V130H114ZM113 131V132H114ZM142 131V130H141ZM148 131H150V130H148ZM152 131V130H151ZM156 132L158 131V129L157 130H155ZM154 131V134H153V136L154 135H156V132ZM161 131H158V132H160V133H158L157 132V134H159V135H161L162 133H165L164 131L161 133ZM187 130L185 129V130H183V136L185 137V136H187V135H189L188 134V131L186 132ZM197 131V130H196ZM5 132V131H4ZM7 132H5V133H7ZM17 131H15V133H16ZM34 132V133H33ZM43 131H41L40 130V134L42 133ZM50 132H53V131H50ZM49 132V133H50ZM61 132V131H60ZM63 132V131H62ZM109 132H111V131H109ZM108 132V133H109ZM153 132V131H152ZM173 132V131H172ZM179 133L181 132V131H178ZM200 132V131H199ZM204 132V130H202V133ZM210 132V131H209ZM208 132V133H209ZM15 133L13 132V134L15 135ZM21 133V132H20ZM19 133V134H20ZM27 133H25L26 135H27ZM44 133V132H43ZM48 134V131H45V133L44 134ZM83 133V132H82ZM86 133H88V132H86ZM90 133V132H89ZM97 133V134H96ZM102 134H104V132H101ZM101 133H99V135L101 134ZM117 133V132H116ZM115 133V134H116ZM143 133V132H142ZM167 133V132H166ZM165 133V134H166ZM175 133V132H174ZM182 133V132H181ZM226 133V134H225ZM19 134H16V135H18L19 136ZM46 134V135H47ZM61 133H58L57 135H59V136H57V138L58 137H60L61 135H60ZM81 134V133H80ZM80 134H78V136L80 135ZM83 134H85V133H83ZM101 134V135H102ZM118 134V133H117ZM144 134V133H143ZM149 134V133H148ZM151 134V133H150ZM176 134H177V132H176ZM193 134H194V131H193ZM192 134V135H193ZM196 134V133H195ZM197 134H198V132H197ZM225 134V135H224ZM228 134H231V133H228ZM1 135H3V133H1L0 134V137H3V136H1ZM22 135V134H21ZM26 135H22L23 137L24 136H26ZM63 135V134H62ZM91 135V134H90ZM94 135H92V136H94ZM100 135V136H101ZM109 135V134H105L104 135V137H105V139H106V137ZM152 135V134H151ZM159 135H157L158 136V138L160 137ZM179 135V134H178ZM203 135H205V134H203ZM209 135H210V133H209ZM8 136H9V132H8ZM22 136H20V137H22ZM35 136H37V135H35ZM45 136V135H44ZM44 136H42V137H44ZM48 136V135H47ZM50 136H52V134H50ZM86 136V135H85ZM98 136V135H97ZM144 136V135H143ZM147 136V135H146ZM152 136V137H153ZM194 136H196V135H194ZM208 136V135H207ZM207 136H205V137H207ZM5 137V136H4ZM6 137H7V135H6ZM12 137H14V136H12ZM20 137H14L16 140H17V138H20ZM38 137V136H37ZM41 137V138H42ZM49 137V136H48ZM62 137V136H61ZM81 137V136H80ZM103 137V138H104ZM148 137V136H147ZM146 137V138H147ZM152 137H150L151 139H152ZM164 137H165V135H164ZM171 137V139H172V136H170ZM170 137H169V139L168 140H170ZM174 137H176V135L174 136ZM183 137V138H184ZM188 137V139H190L189 138V136H187ZM193 137V136H192ZM197 137V136H196ZM196 137H194L195 138V143H196V141L198 142V140L196 139ZM199 137H200V135H199ZM14 138H12L13 139V141L15 140ZM27 138V137H26ZM28 138H30V140L31 139H34V137L33 138H31V136H29ZM52 138V137H51ZM51 138H49V139H51ZM63 138V137H62ZM83 138V137H82ZM90 138V137H89ZM88 138V139H89ZM99 138H101V137H99ZM99 138H97V139H99ZM116 138V137H115ZM149 138V139H150ZM156 137L154 136V139H155ZM161 138V137H160ZM159 138V139H160ZM162 138H163V134H162ZM181 138H182V136H181ZM194 138H193V140H194ZM201 138V137H200ZM203 138V137H202ZM201 138V139H202ZM9 139L11 140V138L9 137ZM43 139V138H42ZM41 139V140H42ZM44 139H46L45 137H44ZM54 139H56V138H54ZM69 139V138H68ZM87 139V140H88ZM95 139H96V137H95ZM96 139V141H98ZM102 139V138H101ZM101 139H99V140H101ZM104 139V140H105ZM149 139H147V142H146V140H144L145 142V144H147L148 143V141H149ZM150 139V141H153V140H151ZM178 139V138H177ZM184 139H186V137L184 138ZM204 139V138H203ZM203 139L202 140H200V142H201V144H203L204 143V141H203ZM207 139V138H206ZM4 140H8V139H4ZM16 140H15V142H16ZM20 140H22V139H20ZM52 140H53V138H52ZM92 139H90V141H91ZM104 140H101V141H104ZM109 140V139H108ZM117 140V139H116ZM155 140H157V138L155 139ZM166 140H167V138H166ZM165 140V141H166ZM173 140V139H172ZM175 141H176V138L174 139ZM183 140V139H182ZM181 140V141H182ZM187 140V139H186ZM192 140V139H191ZM3 141V140H2ZM18 141H19V139H18ZM29 141V140H28ZM51 141V140H50ZM50 141H49V143H50ZM53 141H56V140H53ZM53 141H51V142H53ZM82 141V140H81ZM81 141H80V143H81ZM83 141H84V139H83ZM96 141L94 140V145H96L97 143H96ZM111 141V140H110ZM159 141V140H158ZM161 141V140H160ZM159 141V142H160ZM163 141V140H162ZM162 141L160 142V143H162ZM164 141V142H165ZM180 141V142H181ZM203 141V142H202ZM7 142V141H6ZM5 142V143H6ZM14 142V143H15ZM20 142H22V141H20ZM20 142H19V145H20ZM33 142V141H32ZM31 142V143H32ZM37 142V141H36ZM38 142H39V139H38ZM48 142V141H47ZM66 142V141H65ZM93 142V141H92ZM104 142H106V140L104 141ZM104 142H102V143H104ZM156 142V141H155ZM154 142V143H155ZM164 142H163V144H162V146L164 145ZM169 142V141H168ZM172 142V141H171ZM171 142L169 143V145L171 144ZM179 141L177 140V143H175V144H177L180 148L181 147H187V146H181V143H178ZM184 144H185V142L184 141H182ZM192 142V141H191ZM194 142V141H193ZM199 142V143H200ZM3 143V142H2ZM9 143H10V141H9ZM13 142H12V140H11V144H12ZM18 143V142H17ZM24 143V142H23ZM23 143H21V144H23ZM28 143V142H27ZM43 144L45 143L44 141L42 142ZM41 143V145L43 146V144ZM83 143V142H82ZM86 143V142H85ZM89 143V142H88ZM87 143V144H88ZM143 143V144H144ZM149 143H151V142H149ZM159 143V144H160ZM166 143L167 142H165V145H166ZM188 143V142H187ZM195 143H193L192 144V146L193 145H195ZM206 143V142H205ZM204 143V144H205ZM4 144V143H3ZM7 144V143H6ZM5 144V145H6ZM16 144V143H15ZM93 143H91L90 144V147L88 146V149H90V148H93V146L91 147V145H92ZM100 144V143H99ZM98 144V145H99ZM105 144V143H104ZM103 144V145H104ZM142 144V145H143ZM203 144V145H204ZM18 145V146H19ZM30 144L28 143V146H29ZM39 145V144H38ZM41 145H39V146H41ZM47 145V144H46ZM65 145V144H64ZM63 145V146H64ZM86 145V144H85ZM102 144H101V146H103ZM151 145V144H150ZM152 145H154L155 147H157V145H155V144H152ZM161 145V144H160ZM191 145V144H190ZM196 145H197V143H196ZM202 145V146H203ZM206 145V144H205ZM208 145V144H207ZM211 145V146H210ZM0 146H2V144L0 145ZM7 146V145H6ZM9 147H11L12 146V149H11V152H12V150L14 151V152H18V151H15V150H17V148L15 149V148H13V145H8ZM7 146V147H8ZM15 146V145H14ZM32 145H30L29 147H31ZM35 146H36V144H35ZM44 146H45V144H44ZM105 146V145H104ZM145 146V145H144ZM144 146H143V148H144ZM162 146H160V147H162ZM178 146L176 147L177 149H179L178 148ZM191 146V147H192ZM197 146H199V145H197ZM196 146V147H197ZM6 147V148H7ZM8 147V148H9ZM19 147H21V146H19ZM22 147H24V145H22ZM26 147V146H25ZM28 147V148H29ZM36 147H38V146H36ZM98 147H100V145L98 146ZM142 147V146H141ZM151 147V146H150ZM154 147V148H155ZM167 147L169 148L170 146H168V144H167ZM207 147V146H206ZM7 148V149H8ZM27 148V149H28ZM31 148H33V147H31ZM35 148V147H34ZM38 148H40V147H38ZM43 148H45V147H43ZM48 148V145H47V147H46V149ZM57 148V147H56ZM86 148H87V145H86ZM101 148V147H100ZM142 148V149H143ZM149 148V147H148ZM158 148H159V146H158ZM164 148V147H163ZM163 148H162V150H163ZM166 148V147H165ZM164 148V150L166 151L168 148H166L165 149ZM188 148V150H190L189 149V146L187 147ZM187 148H184V149H187ZM194 148H195V146H194ZM200 149L201 148H203V147H199ZM1 149H3L2 147H1ZM27 149H25V150H27ZM42 149V148H41ZM50 149V148H49ZM59 149V148H58ZM95 149H97V146L95 147ZM147 149V148H146ZM153 149V148H152ZM197 149H198V147H197ZM200 149H198L199 151H200ZM22 151L24 150V148L23 149H21ZM24 150V151H25ZM32 150V149H31ZM30 150V151H31ZM39 150V149H38ZM101 150V149H100ZM139 150H141V149H139ZM159 150V149H158ZM158 150H157V152H158ZM161 150V149H160ZM169 150V149H168ZM181 150V149H180ZM0 151H2L3 152V150H0ZM10 150H8V151H6L5 150V152H9ZM21 151V152H22ZM23 151V152H24ZM40 151V153L43 151H41V150H39ZM151 151L153 152V151H156V150H150V153H151ZM192 151V150H191ZM194 151V150H193ZM192 151V152H193ZM201 151H202V149H201ZM207 151H208V149H207ZM13 152V153H14ZM21 152L19 153V154H21ZM33 152V151H32ZM47 152V151H46ZM49 152V151H48ZM48 152H47V154H48ZM64 152V151H63ZM141 153H142V150L140 151ZM164 152V151H163ZM171 152V151H170ZM185 152V151H184ZM6 153V154H7ZM10 153V152H9ZM34 153H36L35 151H34ZM180 153V152H179ZM178 153V154H179ZM195 153V154H194ZM193 154L194 155H196L198 152L196 151V152H194ZM203 153V152H202ZM206 153V152H205ZM205 153H203L204 155H206ZM12 154V153H11ZM24 154V153H23ZM29 154V153H28ZM38 155H40L39 154V152L37 153ZM36 154V155H37ZM44 154H45V152H44ZM129 154V153H128ZM134 155H135V152L133 153ZM146 154H147V152H146ZM149 154V153H148ZM152 154V153H151ZM157 154V153H156ZM158 154H159V152H158ZM162 154V152L160 153V155ZM199 154H201V153H199ZM9 155V154H8ZM26 155H27V152H26ZM30 155V154H29ZM37 155V156H38ZM54 155V154H53ZM130 155H132V154H130ZM134 155H132V156H134ZM138 155V154H137ZM140 155H142V154H140ZM145 155V154H144ZM153 155V154H152ZM151 155V156H152ZM176 155H177V151H176ZM183 155V154H182ZM189 155V154H188ZM192 155V154H191ZM190 155V156H191ZM193 155V156H194ZM208 155V154H207ZM206 155V156H207ZM13 156V155H12ZM41 156H44L43 155V153H41ZM48 156H50V153H49V155ZM48 156H44V157H48ZM119 156V155H118ZM129 155H127V157H128ZM132 156H129V157H132ZM136 156V155H135ZM139 156V155H138ZM154 156V155H153ZM153 156L151 157V158H153ZM159 156V155H158ZM162 156V155H161ZM179 156V155H178ZM180 156H181V154H180ZM180 156H179V159H180ZM193 156H191V157H193ZM202 156V160H203V155H201ZM35 157V156H34ZM52 157V155L50 156V158ZM87 157V156H86ZM85 157V158H86ZM89 157V156H88ZM87 157V158H88ZM127 157H125L126 159H127ZM144 157H146L147 158V156L145 155ZM155 157H157V156H155ZM154 157V158H155ZM160 157V156H159ZM159 157H157V158H159ZM191 157L189 158V159H191ZM196 157V156H195ZM194 157V158H195ZM197 157H198V154H197ZM205 157V156H204ZM4 158V157H3ZM31 158H32V156H31ZM37 158V157H36ZM49 158V157H48ZM49 158V159H50ZM141 158H143V157H141ZM145 158V159H146ZM148 158H150V157H148ZM175 158H176V156H175ZM182 158H183V156H182ZM199 158H201V157H199ZM2 159V158H1ZM22 159V158H21ZM42 159H44L43 157H42ZM42 159L40 160V162L42 161ZM61 159V158H60ZM97 159V158H96ZM125 159V160H126ZM132 159V158H131ZM134 159H135V157H134ZM177 159V158H176ZM207 159V160H206ZM3 160V159H2ZM36 159H34V161H35ZM109 160V159H108ZM124 160V161H125ZM128 160V159H127ZM126 160V161H127ZM133 160V159H132ZM132 160H129V161H132ZM160 160H162V159H159V161ZM175 160V159H174ZM178 160V159H177ZM223 160V161H222ZM34 161L32 162V159H30V164L31 165H33L32 163H34ZM38 161V160H37ZM44 161H47V163L49 162L48 160H44ZM43 161V162H44ZM61 161V160H60ZM88 161V160H87ZM125 161V162H126ZM145 162L147 161V160H144ZM147 161V162H148ZM171 161V160H170ZM179 161V160H178ZM188 161V160H187ZM195 161V160H194ZM3 164L1 165L0 164V166H3L4 164H5V159L3 160ZM6 162H7V160H6ZM32 162V163H31ZM51 162V161H50ZM49 162V163H50ZM149 162H148V164H149ZM175 162V161H174ZM189 162H192L191 160H189ZM44 163H46V162H44ZM44 163H42V164H44ZM128 163V162H127ZM135 163V162H134ZM143 163V162H142ZM158 163V162H157ZM169 163H171V162H169ZM172 163H173V161H172ZM178 163V162H177ZM35 164V163H34ZM41 164V165H42ZM92 164V163H91ZM132 164V163H131ZM145 164H147V163H145ZM176 164V163H175ZM180 164V163H179ZM178 164V165H179ZM185 165L187 164V163H184ZM194 164V163H193ZM31 165H30V167H31ZM40 165V164H39ZM46 165V164H45ZM48 165V164H47ZM57 166H58V164H56ZM128 165H130V163L128 164ZM136 165V164H135ZM188 165V164H187ZM186 165V166H187ZM50 166V165H49ZM150 166H147V167H150ZM176 166H177V164H176ZM175 166V167H176ZM184 166V165H183ZM182 166V167H183ZM191 166H189V167H191ZM5 167H6V165H5ZM4 166H3V168H5ZM36 167H37V165H36ZM41 167V166H40ZM47 167V166H46ZM53 167V166H52ZM56 167V166H55ZM123 167V166H122ZM121 167V168H122ZM181 167V169H184V168H182ZM189 167H187V169L189 168ZM35 168V167H34ZM34 168H33V170H34ZM38 169H37V171L38 170H40V168H39V166L37 167ZM56 168H58V167H56ZM81 168V167H80ZM86 168V167H85ZM125 168V166L123 167V169ZM129 168H130V166H129ZM132 169H134L133 167H131ZM146 167H144L143 169H145ZM176 168H178V166L176 167ZM1 169V168H0ZM7 169H8V167H7ZM46 169V168H45ZM49 169H51V168H49ZM82 169V168H81ZM132 169H130V171L132 170ZM141 169V168H140ZM147 169H149V168H147ZM147 169H145V171H147ZM175 169V168H174ZM31 170H32V167H31ZM35 170H36V168H35ZM34 170V171H35ZM42 170V169H41ZM56 170V169H55ZM129 170V169H128ZM177 170V169H176ZM1 171H3V169H1ZM7 172V176L9 177V175H8V170H6ZM46 171V170H45ZM83 171V170H82ZM126 171H127V169H126ZM125 171V172H126ZM144 171V172H145ZM185 171H186V169H185ZM84 172V171H83ZM87 172V171H86ZM124 171H123V173H125ZM128 172V171H127ZM137 172V171H136ZM143 172V171H142ZM141 172V173H142ZM143 172V174H145ZM4 173H5V171H4ZM6 173H5V175H6ZM123 173H122V176L123 177H125V176H127V175H123ZM129 173V172H128ZM140 173V172H139ZM149 173H150V171H149ZM164 173V174H163ZM188 174H190L189 172H187ZM34 174H37V172H35ZM33 174V175H34ZM50 174H52V173H50ZM57 174V173H56ZM79 174V173H78ZM82 174V173H81ZM118 174H119V172H118ZM130 174H131V172H130ZM134 174V173H133ZM137 174V173H136ZM161 174H163V176L161 175ZM2 175H4L3 174V172H2V174H1V177H2ZM11 175V174H10ZM28 175V174H27ZM43 175V174H42ZM137 175H139V174H137ZM141 175V174H140ZM199 175H204L205 176V178H204V176H202L201 177V179H203V180H201V181H199V182H197V180H200V179H198V177H199ZM32 176V175H31ZM56 176V175H55ZM80 176H83V178H84V176H85V178H86V175H85V173H84V175H80ZM90 176V175H89ZM88 176V177H89ZM117 176V175H116ZM131 176H133L132 174L130 175V180L132 179L131 178ZM134 176H135V174H134ZM133 176V177H134ZM0 177V178H1ZM8 177H5V178H8ZM162 177V178H161ZM81 178V177H80ZM95 178V177H94ZM42 179V178H41ZM56 179V178H55ZM125 179V178H124ZM128 179V178H127ZM127 179L125 180V184H127V183H129V182H127L126 183V181H127ZM138 179V178H137ZM162 179V180H161ZM31 180V179H30ZM81 180V183H82V178L80 179ZM86 180H88V178L87 179H85V180H83V181H86ZM130 180H128V181H130ZM134 181H136L135 179H134ZM151 181V182H150ZM16 182V181H15ZM23 182V181H22ZM39 182H41L40 180H39ZM87 182H89V180L87 181ZM87 182H84V183H82V185H84L85 183L87 184ZM117 182V181H116ZM123 181H121V183H122ZM136 182H138V181H136ZM148 184H147V183ZM90 183V182H89ZM131 183V182H130ZM140 182H138L137 184H139ZM5 184V183H4ZM3 184V185H4ZM120 184V183H119ZM141 184H142V182H141ZM41 185V184H40ZM81 185V186H82ZM88 185V184H87ZM86 185V186H87ZM122 185V184H121ZM151 186L152 185V188L151 187H149V186ZM42 186V185H41ZM119 186V185H118ZM125 186V185H124ZM137 186V185H136ZM1 187V186H0ZM52 187V186H51ZM77 187V186H76ZM83 187V186H82ZM123 187V186H122ZM128 187V186H127ZM126 187V188H127ZM135 187V186H134ZM148 187L149 188H151V189H148ZM18 188V187H17ZM34 188V187H33ZM87 188V187H86ZM86 188H85V190H86ZM0 189H2V188H0ZM32 189V188H31ZM115 189H117V186L115 185ZM121 190H122V188H120ZM123 189H124V187H123ZM1 191V190H0ZM42 191V190H41ZM119 191V190H118ZM118 191H116V192H118ZM234 191H235V193H234ZM85 192V191H84ZM114 192V191H113ZM1 193V192H0ZM32 193V192H31ZM132 193V192H131ZM87 194V193H86ZM0 195H2V194H0ZM145 195V199H144V201H141L142 200V197ZM23 196V195H22ZM24 196H26V195H24ZM27 197H28V195H27ZM33 197V196H32ZM73 197V196H72ZM36 198V197H35ZM70 198V197H69ZM129 200H130V197H129ZM33 201H34V199H33ZM132 200L130 201V203L131 202H133ZM28 202V201H27ZM144 202H146V203H144ZM30 204V203H29ZM133 204V203H132ZM140 204H138V207H139V205ZM193 204V205H192ZM32 205V204H31ZM140 205V206H141ZM25 206V205H24ZM143 206H145V205H143ZM143 206H141L140 207V209L143 207ZM149 206V208H150V205H148ZM147 206V207H148ZM47 207V206H46ZM145 208H146V206H145ZM143 209V208H142ZM36 210H37V208H36ZM41 210H43V209H41ZM131 210V209H130ZM34 211V210H33ZM40 211V210H39ZM39 211H37L38 213H39ZM61 211V210H60ZM136 211V210H135ZM42 211H40V213H41ZM48 212V211H47ZM76 212V211H75ZM134 212V211H133ZM148 212V211H147ZM37 213V214H38ZM39 213V214H40ZM136 213V212H135ZM134 213V214H135ZM24 214V213H23ZM38 214V215H39ZM43 216H44V211H43ZM136 214H139V212L138 213H136ZM135 214V215H136ZM22 215V214H21ZM28 215V214H27ZM26 215V216H27ZM119 215V214H118ZM142 215H144V214H142ZM19 216V215H18ZM25 216V215H24ZM23 216V217H24ZM39 216H41V217H43L41 214L39 215ZM138 216L139 215H137L136 217L138 218ZM23 217H20V219L21 218H23ZM34 218H36L37 216H33ZM136 217H134V219L136 218ZM11 218V217H10ZM39 219H37V220H40L41 221V224L43 225V222H42V220L40 219V217H38ZM146 218V216H144V219ZM26 219H29V218H26ZM26 219H25V221H26ZM30 219H32V218H30ZM142 219H143V217H142ZM142 219H140V221L142 220ZM143 219V220H144ZM33 220H35V219H32V220H30V223H31V221H33ZM36 220V221H37ZM20 221V220H19ZM44 221V220H43ZM98 221V220H97ZM134 221H136V223H137V219L136 220H134ZM138 221H139V219H138ZM145 221V220H144ZM144 221H141V225H144V224H142V222L143 223H145ZM39 222V221H38ZM54 222V221H53ZM96 222V221H95ZM29 223V222H28ZM33 223H35V221H33ZM37 223V222H36ZM98 223H100V222H98ZM139 223V222H138ZM21 223L19 222V225H20ZM25 224V223H24ZM95 224V223H94ZM140 224V223H139ZM18 225V226H19ZM22 225L23 224H21L19 227H22ZM29 226H30V224H28ZM36 226H37V224H35ZM126 225V224H125ZM129 225V224H128ZM4 226V225H3ZM16 226V225H15ZM13 227V228H17L18 229V226L17 227ZM31 226H33L32 228H34V224L33 225H31ZM31 226L29 227V228H31ZM35 226V227H36ZM38 226H40V225H38ZM37 226V227H38ZM23 227H25L26 229H27V224L24 226L23 225ZM43 227V226H42ZM53 227V226H52ZM55 227V226H54ZM94 227V226H93ZM12 228V229H13ZM24 228V229H25ZM28 228V229H29ZM39 228V227H38ZM38 228H34L35 229V233L38 231ZM162 227H161V229H163ZM20 230H23V228H19ZM26 229H25V231H26ZM27 229V230H28ZM34 229H32V230H34ZM36 229H37V231H36ZM94 229V228H93ZM136 229V228H135ZM146 229V228H145ZM11 230V229H10ZM16 229H13L12 231H13V233H14V231H15ZM31 229H29V231H30ZM40 228H39V231H38V233L40 232ZM131 230V229H130ZM129 230V231H130ZM141 230V229H140ZM142 230H144V229H142ZM7 231V230H6ZM17 231V230H16ZM15 231V232H16ZM19 231V230H18ZM17 231V232H18ZM81 231V230H80ZM139 231V230H138ZM24 232V231H23ZM33 232V233H34ZM96 232V231H95ZM131 232H133V229H132V231ZM134 232H137V231H134ZM131 233V234H134L135 235V233ZM141 232V231H140ZM139 232V233H140ZM143 232V231H142ZM10 233V232H9ZM12 233V232H11ZM10 233V234H11ZM19 233H22L21 231L19 232ZM19 233H17V235L19 234ZM25 233V232H24ZM23 233V234H24ZM27 233V232H26ZM34 233V234H35ZM43 233V232H42ZM9 234V235H10ZM20 235L19 234V236H23V237H19V238H24V235ZM40 234L41 233H39L38 235H36V237L38 236L39 238H40ZM88 234V233H87ZM142 234H144V232L142 233ZM8 235V234H7ZM95 235V234H94ZM137 236H139V234H136ZM135 235V236H136ZM141 235V234H140ZM225 235V236H224ZM11 236H13V238L15 239V237L16 236H14L13 234H11ZM11 236L9 237V236H7L8 238H11ZM131 236V235H130ZM219 236H221L220 238H219ZM36 237H33V235H32V233H28L27 234V236H25V238H26V240H22V241H25V243H23L21 240V242L23 243V245L24 246H22V247H24L23 248V251L22 252H20V253H22V257H23V260H21V262L23 261V262H25V263H23V264H32V261L34 262V260H33V257H34V253H37V252H34L35 251V247L37 246V243H38V239L36 240V244H35V241H34V239L33 238H36ZM42 237H43V235H42ZM41 237V238H42ZM50 237V236H49ZM70 237V236H69ZM143 237V236H142ZM163 237V236H162ZM162 237H160V238H162ZM94 238V237H93ZM96 238H98V236L96 237ZM101 238V237H100ZM134 238V237H133ZM136 238V237H135ZM13 239V240H14ZM17 239H18V237H17ZM16 239V240H17ZM70 239V238H69ZM138 239V238H137ZM10 240H12V238L11 239H8V241H10ZM19 240V239H18ZM67 240V239H66ZM88 240V239H87ZM96 240V239H95ZM153 240V241H154ZM158 240H160V239H158ZM162 240V239H161ZM49 241V240H48ZM83 241V240H82ZM102 241V240H101ZM12 242V241H11ZM10 242V243H11ZM17 242V241H16ZM16 242H14L15 243V245H16ZM21 242H20V244L18 243L17 245H18V249H19V245H20V248H21ZM51 242V241H50ZM156 242H157V240H156ZM159 242V241H158ZM161 242H160V244H161ZM9 243V244H10ZM14 243H12V245L14 246ZM42 243V242H41ZM74 243V242H73ZM79 243V242H78ZM2 244H5V243H2ZM7 244V243H6ZM113 245V244H112ZM145 245V244H144ZM189 245V249H188V251L187 252H183V250L184 249H186L187 248V246ZM0 246H1V244H0ZM4 246V245H3ZM6 246V245H5ZM8 246V245H7ZM6 246V247H7ZM73 246V245H72ZM147 246V245H146ZM17 247V246H16ZM74 247V246H73ZM78 247V246H77ZM113 247V246H112ZM161 247V246H160ZM3 247H1V249H2ZM12 248H14V247H12ZM124 248V247H123ZM141 248V247H140ZM4 251H5V254H6V251L9 249H7V248H5L4 247ZM11 249V248H10ZM9 249V250H10ZM17 249V250H18ZM39 249V248H38ZM37 249V250H38ZM73 250H75V248H72ZM145 249V248H144ZM147 249H149L148 247H147ZM161 249V248H160ZM16 250V249H15ZM20 250V249H19ZM36 250V251H37ZM80 250V249H79ZM90 250V249H89ZM154 250V249H153ZM151 248L147 251L148 253H150L151 252V254H148L147 252V254L146 253H143L142 255H141V257H143V255H144V257H146V256H148L149 255V257L151 258V256L153 255L152 253V251H153ZM156 250V249H155ZM154 250V251H155ZM2 251V250H1ZM0 251V253H2L3 254V252H1ZM14 251V250H13ZM72 251V250H71ZM85 251V250H84ZM185 251V250H184ZM9 252V251H8ZM7 252V253H8ZM15 252H17V251H15ZM14 252V253H15ZM19 252V251H18ZM17 252V253H18ZM52 252V251H51ZM73 252V251H72ZM76 252H78V250H76ZM90 252V251H89ZM127 252V251H126ZM142 252H143V250H142ZM145 252V251H144ZM19 253V254H20ZM74 253H75V251H74ZM73 253V254H74ZM78 253H80V251L78 252ZM81 253H83V251L81 252ZM85 253V252H84ZM84 253L83 254H80V255H83V256H85L86 255V253H85V255H84ZM1 254V255H2ZM4 254V255H5ZM10 254H11V252H10ZM9 254V255H10ZM34 254V255H33ZM38 254V253H37ZM36 254V255H37ZM88 254V253H87ZM145 254H146V256H145ZM0 255V256H1ZM12 255H13V252H12ZM72 255V253L70 252V256ZM160 255V254H159ZM6 256H7V254H6ZM16 256V255H15ZM18 256H20V255H18ZM74 256V255H73ZM73 256H71V257H73ZM78 257V255L76 254L75 255V257ZM87 256V255H86ZM116 256V255H115ZM198 256V257H197ZM2 257H3V259H4V256L2 255ZM71 257H70V259H71ZM80 257V256H79ZM153 258H152V260L154 259L156 262H157V259H158V255H153L152 256ZM116 258V257H115ZM140 258V257H139ZM10 259H12V258H10ZM17 258H15V260H16ZM19 260H20V258H18ZM17 259V260H18ZM69 259V258H68ZM84 259V258H83ZM83 259H81L82 261H83ZM142 259V258H141ZM141 259H139V260H141ZM258 259H259V261H258ZM1 260H2V258H1ZM14 260V259H13ZM14 260V261H15ZM80 260V259H79ZM78 259H77V261H79ZM132 260V259H131ZM138 260V261H139ZM148 259H146V261H147ZM151 260V259H150ZM153 260V261H154ZM6 262V258L2 261V263L3 262ZM11 261V260H10ZM37 261V260H36ZM67 261V260H66ZM73 261H75V260H72V262ZM81 261V262H82ZM92 261V260H91ZM1 262V261H0ZM7 262H8V259H7ZM80 262V261H79ZM79 262H77V263H79ZM152 262V261H151ZM159 262V261H158ZM10 263V262H9ZM14 264L15 263H17L18 264V262L16 261V262H13ZM13 263H10V264H13ZM36 263H38V262H35V264ZM92 263V262H91ZM1 264V263H0ZM19 264H21L20 263V261H19ZM69 264V263H68ZM73 264H75V263H73ZM142 264V263H141ZM143 264H144V262H143ZM148 264V263H147ZM157 264V263H156ZM261 264V263H260Z\"/></svg>","mask_w":264,"mask_h":264}]
</instances>
